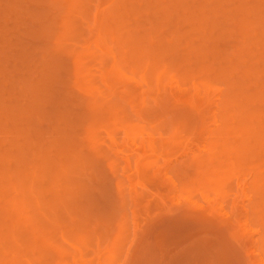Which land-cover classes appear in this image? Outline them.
<instances>
[{"label":"rangeland","instance_id":"obj_1","mask_svg":"<svg viewBox=\"0 0 264 264\" xmlns=\"http://www.w3.org/2000/svg\"><path fill=\"white\" fill-rule=\"evenodd\" d=\"M4 1L5 0L0 1V10L2 7L3 8L6 7L5 10H3V8H2V10L0 11V18H1L0 23L1 22L3 23V24L1 23L2 26H1V24H0V26H1V28H4V29H2L3 31H6V30L7 31L5 34L2 31L4 37L2 38V36H0V40L3 41V39L6 38V34L8 33L7 34L8 35L7 41L10 44H8L7 41L6 42L4 41L5 45H3L4 42L2 43L0 41V43H2L1 47H0V49H1L0 52L1 51L4 52V55L7 56L8 55L7 51L10 50L9 53L11 51L13 52V50L15 49L14 44H16L17 45V46L15 45L16 50L13 52L14 55L11 54L12 53L11 52L10 55L8 56V58L14 57L16 59L17 57H21L20 59H23V56L25 57L26 53H28L26 56V59L28 57H29L28 59H30V56H28V55L31 54L32 50L35 51V52L32 51V52H34L35 57L31 56V57H33L32 61H34V62L27 61L28 59L24 60V62L27 61L26 62L27 65H30V66H27V68H26V64L22 60L17 61L18 58L16 60L14 58H11V60H8V62H7L6 59H8V58L6 57V59H4L5 56L1 55L3 53H0L1 57L4 56L3 58L0 57L1 58V60H0L1 64L0 65H3L4 67H6V69H5L4 67L0 66L2 68V69L0 68L1 71L6 70V72L5 71L0 72L1 73L0 74V93L3 92L4 94L2 93V95L6 96V98L3 99V101L0 98V106L3 103H5L6 105L9 103V105H7V106H5V104H4L5 108L10 106V104L13 108V105H15V103L21 102L23 100L21 103H19L20 105H22L21 106L22 112H23L22 107L24 106L23 105L24 101H26L27 99H30V97H31V96H29V93H27V96H26V92H28V91L26 90V87H23V85H25V86L27 85L25 79L28 82L29 74L31 73L32 77H33L34 73L36 71L38 72V70L41 67L38 65L39 64L42 65V63H43V66H44V64H46V63H44V61L46 60V58H48L49 55L52 58L54 57L53 56L54 54L48 48L49 46H47L48 49H46V47L45 48L43 47V49H46V51H47V52L43 51L44 53H46L47 56H43L45 54L43 52L41 53L42 42L43 41L45 42V38H43L44 32L40 31L41 29H39V28H42L43 26L45 27L44 23H49V19H50V21L56 20L55 22H57L56 24L58 25L57 26L58 28L55 26L56 24L51 25V27L52 26L55 27V28L53 27V29H56L57 34L62 33L64 30L61 29L62 32L57 31V30L58 29L60 30V26L62 25L63 21H66L65 18L67 17V20H68V18L71 17L69 15L74 14L78 10L81 11V13H82L83 9H85V6L86 7L89 6L90 10L88 8L87 9L89 10V12H91V10H92V12L91 13L88 12L89 13L88 17L86 16L87 18H85L83 20H86L87 22H89V20H94L95 18L97 20L99 19L98 21H96V19H95V21L97 23L92 22V26L98 25L99 22L102 23V24H99L100 26L99 25L95 26V28L92 27V29L94 28V31L93 30H91V31H93L94 33L96 32L95 34H92L93 32H91L90 29H89V31H90V33H89V31L87 29L89 27V25H91V24H87L88 25L87 28H86V26L83 27V25L86 22L85 21L81 22L82 18L80 19V22L78 21L79 23L77 22V24H75V25L73 23V27L75 26V29L77 27L80 28L79 33L81 34V36H83V35L85 36V34H86L87 37H85V38H88L91 41V42L90 41L88 42V39L86 40L83 36V38L85 39V42H87L88 46L90 45L88 48L86 46L87 44L83 43L84 39L82 37L75 38V41L69 42L68 39H66L67 41H65V40L62 41V43L68 44V46L65 45L67 47H63L64 45L61 46L62 44L60 45L58 43L61 41L60 39H62V37L59 38L60 34H58L59 40H57L58 38H56V44L58 46L56 44H53V42L51 43V41H48L51 43V44L48 43L50 46L53 45L51 47V49L55 48L54 49L55 51H56V49L57 50L59 49V46L65 48V50H66V48H68L70 50L69 44H71V42L75 43L77 41V39H81L78 41V42L82 41L81 44L76 42L75 48L73 47L74 44H71L72 46H70V47H72V49L74 48L75 50H79L80 49L79 47H81V51L78 52V54L82 52V46H83V50H84V46H86L87 50H84V51H86L88 53V55L91 56L90 52H92L91 51V49H92L94 51L92 54V57L88 56L87 54H86L87 55L86 58L84 57V62L87 60L85 63L86 64L88 63L87 67H86L87 71H85L86 70V69H84L85 67H82L84 69V70L82 69V71H83L82 74H84V71H85V74L82 76L85 77L87 75V73L89 72L88 75H91V76H89L91 79L88 77L87 78L91 82H89V80H85V78L82 80V77L80 75H79L80 77H79L78 81L75 80L74 77L78 73L75 74V76H74L73 75L74 72H72L74 70H71V68L73 69V66H75V68L77 67L78 69L79 68L81 69L80 66L78 67V65L82 64V63H78V61H80L81 59L80 60L77 59L78 61L75 64L76 60L73 59V58H75V56H72L73 54L71 55L69 53L71 51L67 52V50H66V53H68L69 55L67 54L66 57L64 56V58H65L64 61H69V63L67 62V65H66V62H62V63H64L66 66H69V65L71 66V68L69 66L68 69H70L71 72L73 73V74H71L69 72L71 75L74 76V77L70 76L73 79H71V78L69 79L68 78L69 76H67V74H68L67 71H69V70H67L65 72V71H62L61 67H59L61 69V72H60V69L58 71V74H60V77H61V78L59 77L60 80L55 79V77L53 78V76H55L56 73L53 74L52 70L50 71L52 73V76H49L50 72L48 73L49 74L48 75L47 73L44 72V71H46L44 69L42 72V73H44V75L42 74L40 77L43 80V79H45V76L47 75L46 76L47 81H44V80L41 81V79L36 77V75L38 76L41 74L40 70H39L38 73L36 72L35 77L32 78V79H34L33 83L36 82L35 84H40V86H41V84L47 83L44 85V86H46V85H48V82H49L48 77H49V79H50V77H52L51 79H54V83L51 80H50V82H52L54 86L52 85V83H50L49 89L55 88L54 90H56V91L60 87H62L61 85H63L64 82L60 83L61 84L60 85L59 83H56L55 81L58 80L60 82L63 79V77H65V76H66L65 79L67 78V80H73V81H75V83L73 81H71V82L69 81L70 82L69 83L65 80L68 83V86L69 85H71V86L69 87V89H68V86L65 85L67 88L66 87L64 88V86H63L62 89L60 88V90H58V92H55L56 95L54 93V90L51 91V90L47 89L49 92L51 91V93H52V96L49 95L47 97V99L49 97L52 98L54 96L52 98L53 99L52 101H54L53 102L54 104L52 103V101L50 102V99L47 100V99H45V96H43L45 101L47 100V101H49V103H51L50 106H49V103H48V105H47V103L46 104L43 103V105L45 104L46 108L43 109L40 107L41 109L36 108V110H35V108H34L35 105L33 103H32L33 105L31 107H29V105L26 104L29 107V108L27 107L29 109V110H27V111H29V113L25 115V113L21 112L24 116H22V114H20L21 117H23V118H26V117L29 118L28 116L31 117V116L35 115L36 113L37 114L38 113H41V114L48 113V115H46L45 118L43 116H41V117H43L42 119L45 120L46 122H43V124H42L40 121L41 120L40 116L39 117L33 116L34 119L38 118L37 120L40 121L39 122L40 124H37L38 122H35V125L32 127L30 126V124H32L33 122H29L30 124L28 122L23 123V121L25 120L23 118H22L23 120L22 121L20 120V121L22 122L21 126L23 124H25V125L28 124L30 126L31 130H33V129L35 130V131L33 130L34 131L33 135H35V132H38L37 135L40 132V134L42 135L40 137L41 138L43 137L44 140L38 141L39 143L48 142L51 138H52L51 140H54L56 136H59L61 140H66L67 138L63 139V138H65V137H63V133H64L63 131H65V128L67 129V127H65V128H64V126L62 127L63 123H60V122H62L61 117L64 114L66 115V113H68V110L70 112H72L74 115L79 114L81 117V115H84V114L86 115L87 111L89 109L91 112L95 109L97 114L99 112L98 116L97 115L94 116L93 119L91 118L92 119L91 122L90 121H88V122H90L89 125L90 126L92 125L91 126L92 128H93V126H95L94 130H98L95 133V134H98V139H96L97 142L96 141L93 142L95 139L93 141L91 140L92 143L89 141L90 139H88L89 142L84 140L83 137L85 136V134H82L83 137L80 136L81 138H79V140L82 139L84 142L81 140L82 142L80 143V141L78 140V142L76 144H79V145L82 144L83 150H74L72 148L71 151L67 150V149H66V151H64L65 149H64V145H62V143H61L62 141L57 142L56 140H54V142H51V143H53V146H55V147L58 145V143H61V145H62L61 148L58 145L59 148H57V149L55 148L56 150L55 149L53 150V149H50L51 144H50L49 148H48V145L46 147L45 146L46 144H45L44 145L45 148H48L49 150H53V151H49L48 149H44V150H47V152H49L48 154H50V152L59 151L60 155L57 153V155H59V157L55 153V155L58 157V159L61 157V155L64 154L62 152L66 153L67 151L68 152L70 151L69 153H71L73 155L75 153H78L77 158L75 156L70 155L71 159L73 157L74 161L75 160L82 161V159H83L82 157H84L83 160L85 162V165H86V162L88 163V161L91 162L90 163L91 165L93 164V162L95 164L97 163V165H100V164H98L99 161L101 162L105 158L106 162L108 161L107 164H109V166H108L109 170L112 171V169H113V171L110 172L108 170L110 173L109 177H111V178L107 177V178L103 179V176L106 174V171H107V170L104 171V169H106L107 167H103L105 162H104V164H102L103 162H101L102 166L100 165V166L96 167V169H94L95 174H94V172H92L94 175L92 173L89 174V172L91 170H93V168H95V167H93L92 169L91 168L89 169L88 168L90 166L89 163L87 164L88 166H85V168H87L86 170L83 166H82V168H84V169L79 168L81 166H77V165L75 167L73 166L75 169H76V167L79 168V169L77 168L78 170L82 169V170H80V172H83L85 170L86 172H83L84 174L87 173L88 175L96 176L94 178H93V176L91 177L93 180V182H92L88 179L87 174H86L87 176H84V174L83 175L81 173L78 174V171L75 172L77 174H75L74 171L70 173V176L72 173H74L76 175V177H77V175H80V176H78L79 178L77 177L75 182H77L81 186V187L79 186L81 190L83 189L84 185H85V188L88 186L89 190H90L89 186H91L93 189L96 187L93 191L90 190V192L92 191L93 193L91 192L90 194H88V196H91V197H89L91 202L89 201V199L87 198L88 196L84 192L83 193L85 195L83 193H81L82 191H79V193H81V194H79L78 192H76L77 190L75 189V192L78 194L76 195L75 192H74L75 194L72 193V190L74 189V187L76 188V186L78 185L77 183L72 182L73 185H76V186H74V187L72 186L73 189L70 191V193L68 191V193L71 195L73 194V196L75 195L74 196L75 198H77L76 196H78V195L81 196L83 194V196H82L83 199L80 198L81 204L77 207V209H76V207L75 208L70 207L68 209V212H70L72 214H70V213L68 214V212H65V211H67V208H65V205L63 203H66V201L68 203V201L71 197H68L69 194L67 193V191H66L67 195L65 197H64V194L62 195V197L65 199L69 198L66 201L59 198L60 196L59 197L56 196L57 198L61 199L62 204L64 206L61 205L60 201L57 199L58 203L61 206H63V208H65V210H64V212H62L60 209L61 207L59 208L58 206H56V208L58 209L56 212L55 211L56 208L55 209L52 208L56 212L55 215H57V216L56 217L54 216L53 218H51L52 220H50V221H52V223L50 224V222H49L50 225L48 226V228L46 227L47 232L42 233L41 231L40 232L37 231L38 232L37 238H36L37 240H35V241L32 240L33 238H29V237L34 236V235L31 236L34 233L32 230L37 229L36 224L38 223L39 220H37V221H35V220L37 219V217L39 218V216H37L35 218L34 215H32V212L34 210H32L31 208L24 209V208L28 207L31 203L28 204V206H25L24 203H22L24 206L23 211L18 206L20 208V210L22 211V213L25 211L27 214L26 216L29 215L28 217H26L25 212L23 213L24 217L27 218L24 221H22L24 217H22V219H20L22 213H20V215H18V217H19L18 219H17V215H14V214H10V218H9V215L6 214V216H8V217L5 218L4 213L5 212L7 213L8 211H5V210L3 211L2 209L7 208V206H8L7 205L8 204L7 199L9 200L10 194L12 196V193H11L12 189L10 187H7L6 189L4 188L6 190V191L4 190V192H3V189L2 190L0 189V191L3 192V194H0V208H1L0 211L4 212V213L0 212V218L2 216V219H3V216H4L3 222L2 221L0 222V224L2 226L4 225L3 229H2V227H0V255H1V252L3 250V252H2L3 254L1 256H3L4 262L2 260H0V264L1 263L2 264H14L15 262H17L16 264H19L21 261H22V264H25L26 263L25 260L28 258L31 259V256L33 257L34 261L37 262V263L34 262L35 264H97L98 262H100V264H264V45H263V43H264L263 42L264 41V33H263L264 32V30H263L264 26H262L264 23V0H241V2H240V0L239 1L238 0H227L226 2H228V5L226 4L225 0H218V1L217 0L216 1L215 0H208V1L206 0L207 2L202 1V0H192V1L191 0H180V1L179 0H132L134 3L131 2V0H125V3L122 2V0L121 1L120 0H110V1L109 0H102V3L99 0H94L93 2H91V0H87L88 2L86 0H83V1L80 0L79 2H84V3H81V4H83L82 6L79 5L78 10H77V8H78L77 4H76L77 6L76 5L73 6V4H71V2L73 0L72 1L69 0L70 2H68V0H67V6L66 7L64 6L66 8V10L68 8L72 12L75 11V9H76V11L74 13H69V14L67 13L69 17L67 15H66V17L63 16V17H65V18H63L65 20H58L60 17L58 18L57 15H60L61 11H59V13L56 15L57 19L55 18V16H53L54 14H56L58 12L57 9L62 10V8L56 9L55 8L56 4L54 5V3H53L54 8H52L53 5H52V3L51 4L49 3L50 0L48 2L46 0H37V1L36 0H27L28 2H30L28 4H27V1H24V0H15L19 3L21 1L23 3L22 6H21V4L19 5V3L15 2L14 0H11L10 2H8V0L6 2H4ZM58 1L55 0V3H59ZM155 1L157 2V4ZM25 2H26V5L23 6L25 4ZM38 2H39V4L34 6L33 3L37 4ZM51 2H53V1H51ZM65 2H63V5H65ZM75 2H76V0H75ZM120 2H121V4L123 3V5L125 4L124 7L126 9H130V10L132 9V11L127 10V12H126V9L124 7H122ZM222 2H225V4H223ZM86 3H88L90 5H88ZM160 3H161V5H160ZM17 4H18V6H17ZM95 4H97L99 6V8L96 6L97 9L99 10V12H97L95 6L93 7V5H95ZM138 4H139V6H138ZM173 4H176V6L178 5L177 8ZM244 4L246 5L245 7L243 6ZM39 5H41V6H39ZM49 5L51 6V8L49 7ZM111 5H113V6H111ZM115 5L119 6L118 11L120 10V6H121V10L119 11L120 13L118 15L119 16L121 15L123 20L125 19L124 20V23H125L124 26H126L125 27L126 30H124V32H123L121 27L120 28L118 27V30L115 29V28H117V26L115 25L117 23V21L115 19H117L118 21L120 20L118 15H117V17L114 18L113 14L111 13V11L116 10V9H114V7H117ZM162 5H164L166 7L164 8V6H162ZM218 5H219V7H218ZM239 5H242V6H239ZM28 6H29V8H27V9L23 8V7H28ZM47 6H48V8H47ZM56 6H58V5H56ZM132 6H133V8H132ZM215 6H217V7L215 8ZM75 7H77V8H75ZM82 7H84V8H82ZM100 7H103V8L101 9ZM112 7H113V10H112ZM155 7H156V10H155ZM171 7L172 8L175 7V8H173L174 11L176 10L179 12H176V11L174 12L173 9H171ZM238 7H239V9H238ZM8 8L11 10L9 11ZM31 8H32L31 12H33V14H35L37 16V13H38V15L40 14V17L43 18L42 21L45 19L46 20L43 23L40 20L37 21V22H41V24H43V25H41V27L39 26L40 24H38V25L35 23L33 24V27L34 26H35V28L37 27V32L35 31V28H34V31H35V35H33L34 39H32L33 37H32V35H30L31 41H27V40H30V37H28V35L30 34L29 30H30V26L32 25L31 22H34L33 18H35V16L32 15V13H30ZM65 8H64V10H65ZM81 8H82V10H81ZM92 8H94V9H92ZM12 9L13 10L16 9L18 13L16 12V10L14 12H12ZM20 9H21V11H23L22 12L23 16L25 15L24 18H22L23 16H21V11H19ZM133 9L136 11H134ZM93 10L94 11L96 10V14L99 13L98 15H96V16H99V18H97V17H95V18L93 17L94 19L92 18L93 15L91 16V14L94 13ZM221 10H222V12H221ZM79 11H78V14H79ZM100 11L102 14L100 13ZM121 11H123L122 12L123 15L121 14ZM128 11H130V12H128ZM53 12H56V13H53ZM124 12H126V13L124 14ZM14 13H17L20 15L16 14V17H15ZM45 13H46V15H45ZM81 13H80V15H76V18H77V16L81 17L82 16ZM131 13H132V15H130ZM47 14H49V15H47ZM100 14H101V16H100ZM8 16H9V18H8ZM17 16H19V19H15V18H18ZM94 16H95V14H94ZM189 16H191V17H189ZM31 17H33V18H31ZM51 17L54 19L51 20ZM61 17H62V15H61ZM89 17H90V19H89ZM194 17L196 19H194ZM197 17H199L200 22H199ZM21 18H22V20H24V22L22 20L20 21ZM37 18H36V20H38ZM72 19L73 18H70L71 21H72ZM77 19H79V18H77ZM75 20L76 19H74L73 21H75ZM60 21H62V22L60 23ZM190 21H192V22H190ZM243 21H245V22H243ZM13 22H14V24H13ZM25 22H27V23H25ZM28 22H30L29 24H31V25H28ZM120 22H121V20H120ZM184 22L186 23V25L190 24V25H188L189 27L185 26ZM9 23H10V25H9ZM67 23H68L67 25H70L69 22H67ZM93 23H95V24L93 25ZM200 23H203L204 26L201 27L202 24L200 25ZM241 23H243V25ZM52 24H54V23H52ZM251 24H253L254 26H255V24H257V27L253 28L254 26ZM162 25L165 28V30H162V29H164V28H161ZM199 25H200V27H199ZM247 25H249V26L251 25L252 27L251 26L249 27ZM258 25L260 27H258ZM119 26H122V25H119ZM124 26H122L123 29H124ZM44 27L42 30H44L48 26H46L45 28ZM65 27H66V25H65ZM99 27H101L100 28L102 30L101 33H98L99 31H96L97 29H99ZM194 27L196 29H194ZM67 28L70 29L69 26H67ZM67 28H66V30L68 31ZM200 28H203L202 30H204V31H200ZM247 28H249V30H248L249 33L246 30ZM120 29L122 30L121 32H119ZM191 29H193V31ZM223 29H225L224 31L226 33L221 32V31H223ZM226 29L229 30V32H228L229 34L227 33ZM257 29H258V31H257ZM38 30H39L40 34H41V32L43 33V36L42 37L39 36V37L44 39V40L38 39V37H37V39H35L36 36H38V35H36L38 33ZM47 30H48V28H47ZM50 30H52V29H49V31H48L49 33H50ZM76 30H78V29H76ZM198 30H199V33H198ZM239 30H241L240 32L243 31L242 34L239 32ZM253 30H255V31H253ZM18 31H20L21 33L24 32L23 33L24 35H25V31H26V36H24L23 34H22L23 36L19 35L20 32L16 33ZM127 31L129 33V36L127 34ZM160 31H161V33H160ZM163 31H164V34H163ZM188 31H190L193 35H191V33ZM12 32H13V34H12ZM246 32H247V34H246ZM124 33H125V35H127L130 38L125 36ZM171 33H173L175 35V37ZM255 33H256V36H255ZM57 34H55V36ZM69 34H70V32H68V35ZM80 34H77V36L78 35L80 36ZM97 34H99V35L103 34L102 35L103 39L99 38V35H97ZM161 34H163V35H161ZM194 34L196 35V37H194L195 39L193 40ZM199 34H201V36ZM243 34H246V35H243ZM51 35H54V34L52 33ZM167 35H169V36L173 35V37L170 36V39L177 38V39H175L176 42L173 39L171 41H173L174 44L173 43L170 44V42L169 43L166 42V40L169 39V36H167ZM65 36H66V34H65ZM166 36L168 37V39ZM164 37H166V39ZM223 37H224V39H221ZM50 38H47V39H50ZM64 38H67V37H63V39ZM97 38L102 40L101 43L99 42V40L97 42ZM149 38L151 40L153 38H157L156 41H158V42L157 43H156V41H155V43L152 42L154 39L152 41H149L150 40ZM161 38H162V40H161ZM216 38L218 40H216ZM21 39H23V40L21 41ZM127 39H129V40L127 41ZM133 39L136 42L138 40V44L136 42H134ZM159 39L161 40V42L163 44L165 43V45H163L161 42H159L160 41ZM208 39H211V40L209 41ZM213 39L215 40V42ZM34 40H36V41L34 42ZM39 40H40V42H37ZM131 40L133 41V43L131 42ZM188 40H189V42H188ZM140 41H142V42H140ZM148 41H149V43H148ZM168 41H170V40H168ZM178 41H179V43H178ZM216 41L219 42L218 45H217ZM13 42H14V44H13ZM54 42H55V39H54ZM65 42H67V43H65ZM24 43L26 45L23 46L22 44H24ZM128 43H129V47H128ZM175 43L178 44L179 46L176 45ZM199 43H201V44H199ZM6 44H8V46H6ZM78 44L82 45V46H78ZM133 44H134V46H133ZM203 44L205 47L202 46ZM219 44H220V46H219ZM20 45H22V47ZM139 45H141V46L139 47ZM187 45H189V46H187ZM9 46H10V48H8ZM25 46H27V47L25 48ZM172 46H174V48ZM17 47L19 49L22 48V54L19 52L21 50L17 49ZM31 47H33V49ZM39 47H41V48H39ZM206 47L208 48V50ZM218 47L220 50L217 49ZM37 48H38V51H40V52L37 51ZM63 48H61L60 50L62 51ZM89 48H91V49L89 50ZM126 48H127V50H126ZM191 48H193V49H191ZM199 48L201 49V51H198V50H200ZM133 49L135 50V52ZM175 49H178V50H175ZM196 49H197V51L195 52ZM125 50H126V53H128V51H129V53L126 54ZM136 50L138 51V53ZM147 50H148V52H147ZM202 50L205 52V54L203 53ZM64 51L62 53H65ZM84 51H83V53L85 54ZM211 51L213 52V54ZM220 51L221 52L223 51L224 53L223 52L221 53ZM227 51H230V52L227 53ZM59 52H58V54H59ZM76 52L77 51H75V55H76ZM109 52L111 54H109ZM164 52H165V54H164ZM49 53H51V54H49ZM140 53H143V55ZM147 53H149V54L146 55ZM225 53H227V54H225ZM55 54H56V52H55ZM101 54L102 55L105 54V55L101 56ZM139 54H140V57H139ZM215 54L216 55L221 54V56L216 57ZM36 55H37V57H36ZM41 55L43 56V58L45 60H43V58H41ZM109 55H111V56L109 57ZM112 55H114L115 58ZM50 56L48 58V61H49V59H50V61H52ZM61 56L59 55V57H61ZM79 56H80V54L78 55L77 58H79ZM144 56H149V57H144ZM208 56H209V58H208ZM55 57H56V55H55ZM81 57H83V56H80V58ZM106 57H107V59H106ZM37 58H39V59L41 58V59L38 60ZM108 58H110L109 59L110 62H109ZM60 59H62V57ZM111 59L113 61L115 60L116 63L119 65L114 63L115 61L112 63ZM204 59H206V60H204ZM5 60H6V62H5ZM14 60L17 62H15ZM145 60H147V61H145ZM161 60H162V62H161ZM21 61L25 64V65L22 64V65H24L22 67H21V63H22ZM178 61H180V62H178ZM209 61H211V62H209ZM11 62H13V63H11ZM28 62L35 63L37 65L35 68L36 71L33 70V73H32L31 69L34 68L35 64H28ZM37 62L38 63L40 62V63L37 64ZM55 62H57V61H55ZM71 62H73L74 65L70 64ZM105 62L107 64H105ZM6 63H7V66H6ZM49 63H48V65H49ZM240 63H242V64H240ZM55 64H57V63H55ZM60 64H61V62H60ZM64 64L63 65L61 64V66H63L65 68L66 66H64ZM110 64H111V66H110ZM114 64H115V66H114ZM51 66H53V65H51ZM107 66H108V68H107ZM233 66L235 67V70H232V69H234ZM236 66H237V68H236ZM114 67H115V71H114ZM121 67L125 68V70H124L125 72L123 71V68L119 72ZM231 67H233V68H231ZM16 69H18V71ZM55 69H57V68H55ZM55 69H53L54 72H55ZM66 69L67 68H65L64 70H66ZM105 70H107L106 74H105ZM220 70H222V71H220ZM16 71L18 73L15 74ZM23 71H24V73H22ZM41 71H42V69H41ZM101 72L103 74H105V76L107 75V78L109 79V80H107V82L104 81L105 78H104V80H103V78H101V77H104V76H102ZM220 72H222L223 74ZM21 73H22V75H21ZM157 73H159V74L162 73L160 75V80H158L159 78L158 79L156 78L158 76ZM70 74H68V75H70ZM156 74H157V76H156ZM12 76H14V77H12ZM4 77H5V79L7 77L8 80L7 79L4 80ZM9 78H10V80L12 79L14 82L11 80L13 82V83H11L9 81ZM29 78H30V76H29ZM14 79H17L16 82ZM36 79L40 80L41 82L36 80ZM155 79H157L160 82L156 83L157 81ZM84 80H85V82H84ZM21 81H23V83ZM76 82H77V84H76ZM67 83H65V84H67ZM71 83L73 85H75L74 89H72ZM88 84H90V86ZM156 84H158V85L156 86ZM31 85H32V83H31ZM58 85H60V87ZM77 85H79V87L84 86L85 88H87L89 86L88 90L90 89L89 92L91 94L90 93L88 94V91L86 89L85 90L81 89V90H84L85 92L87 91L86 93L83 94L81 92V90H79ZM18 86L20 87V89L18 88ZM95 86H96V91L94 90ZM13 87H14V89H12ZM21 87H22V89H21ZM32 87H34V86H32ZM23 88L26 90L25 96L22 94L24 92ZM42 88L40 87V90ZM44 89H46V88H44ZM40 90H38V93L40 92ZM18 91H20V92L22 91V93H20ZM42 91H43V89H42ZM59 91H61V93H59ZM63 91H65L66 93H68V92L69 93L64 96L63 94H66V93ZM78 91H79L80 95H85V94H87V95L84 96V98L79 97V94H77ZM98 91L100 92V94ZM13 92L15 94H13ZM32 92L30 91V93H32ZM45 92H47V91H44L43 93L40 92L39 95L40 94L47 95V93L44 94ZM49 92H48V94H49ZM62 92H63V94H62ZM6 93H8V94L6 95ZM242 93H243V95L245 94L244 98H246V99H244L242 97L243 96ZM71 94L73 96V99H71V97H72V96H70ZM76 94L78 95L77 96L78 98H76L77 99L76 101L78 103H76V101H73L75 99L74 95H76ZM33 95H34V92H33ZM88 95L93 96V99H92V97L89 98ZM100 95L103 97L101 98ZM23 96L27 97V99L26 98H25V100L22 99L21 97H23ZM94 96L95 97L97 96L96 97L98 99L97 104H94V102H96V98ZM17 97L20 98V99H18L19 101L17 100ZM65 97H68V99L70 98L71 100L69 99V101H67V100L65 101V99H66ZM2 98H4V97H2ZM63 98H64V101H62ZM79 98H80V100H85V105L87 104V106L84 107V105H83L84 102H83V104H82L83 106H81L82 108L79 107L80 106L79 105L80 100L78 101ZM4 100H6V101L4 102ZM8 100H11L12 102L11 101L8 102ZM57 100H59L60 102L62 101V103L66 102V105L64 103L63 106L62 105L58 106V104H56V103H59V104H61V103L58 102ZM87 100L89 102H91V105H90V103H87L88 102ZM14 101H15V103H14ZM32 101H33V98H32ZM139 101H140V103H139ZM26 102H29V101H26ZM108 102L109 103L111 102L114 105V106L112 105V108L114 107L113 109L110 108L108 110V112L111 111V109L113 111V112L111 111L112 116H110V117H109V115H111L110 112H109L110 113L109 115L105 113L106 107H107L106 104H108ZM39 103H41V101ZM28 104H30V103H28ZM77 104H78V106H76ZM51 105H52V108H49V107H51ZM115 106H117V107L120 106L122 108H118L120 110H118V109L116 110ZM77 107H79V108H77ZM12 108L10 107V109H12ZM24 108H25L24 110L26 111V109H27L26 106H24ZM1 109H3V108H1ZM8 109H5V110H8ZM10 109H9V111H11ZM15 109L16 108H14V110ZM122 109H123V112L121 111ZM17 110L18 109H16V111ZM30 110L33 112H31ZM27 111H26V113H27ZM58 111L59 112L61 111V113H63V112L64 113L61 114ZM0 112H1V110H0ZM3 112L5 113V111H3ZM12 112H13V110H12ZM12 112H10V113H12ZM91 112H90V116H92ZM102 112H104L106 115ZM6 113L10 114L8 112H6ZM6 113H5V115H6ZM17 113H19V111L14 113V114L16 115ZM32 113H34V114L30 115ZM55 113H56V115H54ZM100 113H102V114H100ZM92 114H94V113L92 112ZM2 115L5 116L4 114H2ZM90 116H88V117L90 118ZM0 117H2V116H0ZM9 117L10 116L7 117V115H6L5 118L2 117V119H0V123H3V124H0V126L2 125V127H4V125H5L6 127H8L7 128L8 132H9V127L11 130V128L14 127L12 124L14 122L17 123L16 118H15L16 121H14V120L10 119L11 117L10 118ZM15 117H17V116H15ZM57 117L59 118L60 121H57V119H58ZM12 118H14V117H12ZM68 118H70V117H68ZM73 118H75L76 120L73 119L74 122H73V120L72 121L70 120L71 123L72 124L77 123L79 125L78 128L76 125L77 129L72 125L74 127L73 128L74 132H76V134H78V135H80L79 133L87 132L85 129L86 127L84 126V125H86V123L83 121H79L80 118L78 116H77V118L75 116ZM84 118H85V116H84ZM84 118L82 117L81 119L84 120ZM63 121H64V119H63ZM64 123H65V121H64ZM81 123L84 125H81ZM25 125L23 126V128H24L23 131L24 130L26 131V129H29V126L25 127ZM39 125H41V126H39ZM58 125L61 126L62 128L59 127ZM21 126H18V127H21ZM15 127H16V125H15ZM18 127H16V128H18ZM71 129H70V132H71ZM84 129H85V131H83ZM31 130H29L30 133H32ZM57 130H58V132L61 131L62 134H60V132L57 134V132H56ZM13 131L14 130L12 129L11 133H8V132H4V130L2 131V128H1V132H3L4 137H5V135L8 137L9 136L12 137L11 135H13L12 134ZM45 131L47 132V134H45L46 133ZM91 131L92 130H90V132ZM15 132L18 133L19 132L18 129L15 130ZM55 132H56V134H55ZM0 134H1L0 136H3L2 133H0ZM7 134H9V135H7ZM27 134H28V132H27ZM27 134L25 133V135H27ZM15 135H17V134H15ZM21 135H24V134L22 133ZM30 136H32V135H30ZM44 136H46V138H44ZM76 136L77 135H75V137ZM4 137H2V138L0 137L1 140L3 141L2 142L0 140V144H1L0 145V151H2V148L3 149L7 148L6 150L9 149L8 148L9 145L7 143V140H9V139H8V137H6L7 139L5 140ZM14 137H16V136H13L12 138H14ZM19 137H16V139ZM21 137L23 138L22 140H24V136H21ZM26 137L28 139L30 138L28 136H25V140H26ZM68 137H69V135H68ZM93 138L94 137H92L91 139H93ZM19 139H17V140H19ZM33 139H34V137L32 136V139H29V140H31V142H33ZM35 140L36 141H34V142H37V140H38L37 137L35 138ZM58 141H60V140H58ZM20 142L21 143H19V144H21V146L24 143H26L25 141L22 142L21 139H20ZM31 142L29 141L26 145L29 144L28 146H30ZM68 142H69V140H68ZM16 143H17V141H16ZM39 143H36L34 145H37ZM65 143H67V141ZM47 144H49V143H47ZM70 144H72V143L70 142ZM74 144L75 143L73 142V145ZM149 144H151L150 146L154 145L155 146L154 149H156V150H153V152L152 151L148 152L147 146ZM1 146H3V147H1ZM23 146H25V145H23ZM44 146H42V147L44 148ZM74 146H77V145H74ZM30 147H33L34 151H32L33 155L32 154L31 155L34 157V155H35L34 153H36L38 149L36 146H35L36 148L34 146H30ZM30 147H29V149H30ZM67 147H68V144H67ZM71 147H69V148H71ZM10 148L13 149L12 145ZM149 148H151V147H149ZM14 149H13V151H14ZM39 149H41V147ZM60 149H62V151ZM44 150H43V152H44ZM24 151H25V149H24ZM24 151H23V153H24ZM80 151H82V152H80ZM8 152H9V150H8ZM17 152L21 154L20 150ZM237 152H238V157H239V155H242V159L237 157V154H236ZM0 153L2 154V152H0ZM15 153H16V151H15ZM15 153H13V154H15ZM26 153H27V150H26ZM80 153H81L82 157H80L81 156ZM85 153L86 154L90 153V154L88 156ZM36 154L38 155V159H40L41 158V157H39L40 154H38V152ZM16 155H18V154H16ZM16 155L12 156L11 158L15 157L18 159V156L16 157ZM53 155L50 154L51 158H53L55 160L57 157L56 156L52 157ZM2 156H3V154H2ZM2 156L0 158H2ZM25 156L27 157V154H25L24 156L22 155L23 158H21L20 160L18 159V160L21 161L22 159H24ZM46 156H47V153H46ZM66 156L67 155L65 154V157ZM85 156H87L88 158H86ZM101 156H103L104 158ZM35 157H34V160L37 159V157H36V159H35ZM94 157H95V159H94ZM97 157H98V160L100 158H102V159L99 161H95V160H97ZM138 157H139V160H138ZM44 158L45 157H43V159H42L43 161L45 160ZM8 159H7V161L10 160V159L9 160ZM29 159H30V157H29ZM46 159H48V161H49L50 158H46ZM63 159L65 160L66 158H62V160ZM67 159H69V157ZM18 160H16V161H18ZM32 160H33V158H32ZM105 160H103V161H105ZM22 161L25 162V164H26L28 159H27V161H25V160H22ZM51 161H49V162H51ZM57 161L60 162L61 160H57ZM68 161L69 160L64 161V162H68ZM15 162H14V164H15ZM23 162H22V165L24 164ZM42 162H40V161L38 162L40 166L43 165ZM2 163H3V165H5L3 161H2ZM9 163H11V161ZM9 163H6V164L8 165ZM31 163L34 165V163H37V162L35 161V162H31ZM40 163H42V164H40ZM56 163L57 162H54L55 165H57ZM70 163H71V160H70ZM72 163H75V162H72ZM76 163L79 164L80 162L79 163L76 162ZM28 164H26V165H28ZM45 164H46V162H45ZM52 164L49 163V164H46V166H48V165L52 166ZM58 164L60 165V163H58ZM82 164H83V162H82ZM18 165H21V163H19ZM33 165H31V166H33ZM67 165H65V166H67ZM69 165H71V164H69ZM0 166H2V165H0ZM10 166L11 167L13 166L12 163L10 165H8L9 171L11 173L12 171L10 170V168H11ZM51 166H48V167H51ZM93 166H94V164H93ZM36 167H37L36 169H33L34 173H31V171H30L29 174H31V175L35 174L37 169L41 168L38 166V164ZM56 167L52 166V169L49 172H51L53 170V168L55 169ZM61 167L63 168V166H61ZM14 168H16V167L14 166ZM14 168L12 167V170ZM17 168H18V166H17ZM26 168H28V166H26ZM26 168H25V170L27 171ZM30 168L32 169V167H30ZM46 168H44V169L46 170ZM2 169L4 170V167ZM58 169L60 170V167ZM63 169L68 170L69 167L67 169H65V168H63ZM7 170L5 168V171L7 172V174H9ZM21 170H22V168H21ZM64 170H63V172H64ZM26 171L24 173H27ZM43 171H41V172H43ZM17 172H18V170H17ZM19 172H20V168H19ZM60 172L62 174V171H60ZM104 172H105V174H103ZM18 173H15V174H18ZM21 173L22 172H20V174ZM53 173H56V172H53ZM68 173L69 172H67V174ZM11 175H12V173H11ZM11 175L9 174L10 178H11ZM51 175H53V174H51ZM62 175H61V177H62ZM65 175H66V173H65ZM75 175H72V176H75ZM106 175L108 176V172ZM106 175L104 177H106ZM39 176L41 177V173L37 177H39ZM45 176H47V175H45ZM59 176H60V174H59ZM15 177H16V175H15ZM26 177L28 178L29 176L27 175ZM40 177H39V179H40ZM55 177L56 176H54V178ZM1 178H0V181H2L5 177L4 178L1 177ZM8 178H5V179H8ZM27 178H26V180H27ZM48 178L51 179L50 176ZM112 178H113V180H112ZM33 179H35V181L37 182L38 178L33 177ZM39 179H38V181H39ZM49 179H48V181H49ZM64 179H65V177H64ZM64 179L62 178V180H64ZM74 179L75 178L73 177V180ZM102 179L105 181H103ZM110 179L112 181H114L113 182L114 184L112 183L113 185L110 184L111 187L108 186L109 187L108 190L110 192L107 190L104 192H101V190H100L101 189L100 187H102L101 181H103L104 183H107L108 180H110ZM14 180H16V179L14 178ZM14 180H11V181L14 182ZM41 180H42L41 182H43V179H41ZM62 180L59 179L58 181H60V182H57V184L58 183L61 184ZM30 181H33V180L30 179ZM50 181L53 182L52 179ZM56 181H57V179H56ZM2 182H0L1 187L5 183V181H4V183H2ZM34 182H31V183L34 184ZM63 182H65V181H63ZM68 182H69V180H68ZM68 182H66V184ZM9 183L10 182H8V184ZM27 183H29V180L25 183V185ZM31 183H30L29 188H31V186H33ZM39 183L40 182H38V184ZM110 183H111V181H110ZM35 184L33 187H35ZM38 184H36V185H38ZM45 184L47 185V182L46 183L43 182V184H42V185H44V188L46 186ZM69 184H71V181L69 182ZM81 184H84V185L82 186ZM11 185H12V182H11ZM53 185L54 184L49 185V187L53 186ZM64 185H65V183H64ZM102 185H103V183H102ZM107 185H104L105 189H107V187H105ZM13 186H14V184H13ZM26 186H28V185H26ZM61 186H62V184L58 187L60 188ZM68 186L66 185V187L70 189L71 187H68ZM13 188L15 189L16 187L14 186ZM37 188H39L38 191H41L38 193H41L44 196V193H42L44 188L42 189L41 185L36 187V190H37ZM59 188H58V190H59ZM104 188H102V189H104ZM52 189L53 188H51V190ZM61 189H63V188H61ZM96 189H97V191H96ZM34 190H35V188H34ZM58 190H57L56 194H58ZM89 190H88V192H89ZM84 191H86V189ZM18 192H16V190H14L13 193L17 194ZM88 192H86V193H88ZM106 192H108V193H106ZM47 193L51 194L52 192L47 191ZM61 193H62V190H61ZM63 193H64V191H63ZM50 194H48L49 198H50ZM92 194L94 196H92ZM39 197L41 198V196H39ZM52 197H55V195ZM119 197H121V198H119ZM17 198L18 197H16L15 201L17 200ZM19 198H20V195H19ZM73 198H71V199L74 200L75 198L74 199ZM54 200H56V199H54ZM82 200L84 201L83 203H82ZM111 200H113V201H111ZM78 201H74V203H76V206L79 204ZM110 201H111V204L109 203ZM117 201H120V203L118 205V207H120V204H121L120 208L117 207V204H118ZM18 203H19V201H18ZM40 203L43 206L42 208H44V206H47L43 203L42 200L40 201ZM69 203H70V201H69ZM90 203L95 204L96 207L94 205H91ZM53 204H55V203H53ZM9 205L11 206L10 203H9ZM71 205H69V206H71ZM87 205H89L90 208L92 207L91 210ZM10 206H8V208L6 210L11 209L13 207L12 206L10 208ZM33 206L35 207L36 205H33ZM111 209H113V211ZM18 210L19 209H17L16 211H18ZM20 210L18 212H20ZM35 210H38V209H35ZM49 211L52 214L54 213V211L53 212L51 210H49ZM94 211H95V213H94ZM110 212H111L112 216L114 214V217H112V219L113 218H114V220L116 219V222L114 223L115 224L114 225L112 223V221H109V220H111V218L110 219L108 218L109 219L108 221H109V223L112 224V226L109 225L110 227L107 226L108 227L107 228L105 225V223L108 222L107 219L105 218L107 222L103 221L104 223H101L102 221L100 222V218H102L101 220H104L103 216L105 217V214L106 213L110 214ZM121 212H122V215L120 214ZM13 213H14V209H13ZM16 214H17V212H16ZM47 214H49V213L47 212ZM97 214H98V216H96ZM40 215H42V213H40ZM91 215H93V217ZM101 215H103V216H101ZM106 216L108 217L107 214H106ZM97 217H99V221H98ZM13 218L14 219L16 218L17 220H14ZM93 218L95 221L93 220ZM41 219H43V218L41 217ZM11 220L16 221V223H17V221L18 222L21 221L18 224H21L23 222V224H21L22 226L20 228L26 227V228H24V233H26V234H23V235H25V237L28 236V237H26L28 239H25L26 241L24 240L25 237H21V239H23L26 243L25 242L22 243L23 240L20 241L19 238L17 239L16 236H14L15 232H13L14 231L12 228L13 225H12V227L10 226L11 224H14V223ZM46 220H47V218H46ZM96 220L98 221V226H97ZM41 221H43V220H41ZM93 222H94V224H93ZM95 222H96V225H95ZM7 223H9L10 225ZM42 223L43 222H41V224ZM5 224L9 225L10 228H8ZM38 224H40V223H38ZM46 224H48V223H46ZM34 225H35V227H34ZM52 225L54 226L53 227L54 229L52 228ZM5 226L8 229L5 228ZM94 226H96V227H94ZM30 228H31V231L33 233L29 232ZM34 228H36V229H34ZM1 229H2V231H1ZM45 229H43L42 231H44ZM51 230H52V232H49ZM116 230H117V232H119L117 235H116ZM30 233H31V235H29ZM80 234H81V236H80ZM107 234H109V235H107ZM114 234H115V236H114ZM44 235L48 236L47 240L50 237L52 238V240L49 239L47 241L46 237H44ZM17 237H19V235H17ZM112 238H116V239L114 241H112ZM43 239H44V242L42 243ZM96 239H98V241H99V243H97V244H96ZM11 242H13V243H11ZM10 243L13 245H10ZM20 243L23 245H21ZM16 245H17L18 249H20V252L11 251V252H13V254L7 253V251H9V250H15V249L18 250L17 248H15ZM40 245H42V247H39ZM47 246H49L50 248ZM98 246H99V248H97ZM51 247L54 248L53 249L54 251H52ZM55 247L58 250H56ZM34 248L37 250V251H35L34 255H31V253L26 254L27 252H30V250L32 251V249H34ZM47 248H49V249H47ZM24 249L26 252H24ZM40 249L44 250V252L47 253L46 257L44 256L45 253L43 254V252ZM77 249H80V250L77 251ZM34 250L32 252H34ZM50 250L52 253L50 252ZM4 251L6 252L5 255H8V257L6 256L7 259L4 256ZM38 251H41L42 253L39 252L40 254L38 253L36 255V252H38ZM65 253H66V255H65ZM12 255H13L12 259H13L14 263L10 262V261H12V259L10 260V257ZM60 256H62V257H60ZM109 256L113 257L112 261H109ZM44 257H45V259H44ZM0 259H2V257H0ZM4 259H6V260H4ZM40 259H41V261H40ZM5 261L8 263H6Z\"/></svg>","mask_w":264,"mask_h":264},{"label":"bare ground","instance_id":"obj_2","mask_svg":"<svg viewBox=\"0 0 264 264\" xmlns=\"http://www.w3.org/2000/svg\"><path fill=\"white\" fill-rule=\"evenodd\" d=\"M0 1H1V0H0ZM6 1H7V0H5L4 2H6ZM10 1H11V0H8V2H10ZM14 1H15V0H14ZM24 1H27V0H24ZM36 1H37V0H36ZM46 1L48 2L49 0H46ZM51 1H53V2H51ZM56 1H58V0H56ZM62 1H63V2L66 1V2H65V5H63V2H62ZM70 1H72V0H70ZM70 1L68 0V2H70ZM79 1H80V0H76V2H75V0H73V1L71 2V4H73V6H75L76 4L78 5V6L76 5L78 8L75 7V8H77V10L79 9V5L82 6L83 4H81V3H84V2H79ZM81 1H83V0H81ZM86 1H87V0H86ZM86 1H85V2H86ZM93 1H94V0H91V2H93ZM99 1H101V3H102V0H99ZM109 1H110V0H109ZM120 1H121V0H120ZM179 1H180V0H179ZM191 1H192V0H191ZM202 1H206V0H202ZM207 1H208V0H207ZM207 1H206V2H207ZM215 1H216V0H215ZM217 1H218V0H217ZM226 1H227V0H225V2H226ZM238 1H239V0H238ZM15 2H17V1H15ZM34 2H35V1H34ZM58 2H59V3H55V0H50V1H49L50 4L52 3V5H53V3H54V5H55V4L58 5V6L55 5V8H56V9H57V8H62L63 11H62L61 9H60V10L57 9L58 12L55 10L57 13H56V12H53V13H56V14H54L53 16H55L56 19H57V16H58V18L60 17L58 20H65V19H66V21H63L62 25L60 26V30H59V29L57 30V31L62 32V31H61V29H62V30H64V31H63L62 33H58V34H60V36H59V35L57 34V32H56V29H53L54 26L51 27V25H55V24L57 23V22H55L56 20H54V21L52 20V19H54V18H52L53 16L51 17V20H52V21H50V19H49V23H50V24H49V23H44V24H45V27L48 26V27H47L48 30H47V28H45L44 26H43V27L45 28L44 30H42L43 27H42V28H39V29H41L40 31L44 32V37H43V38H45V42H44V41H43V42L41 41V42H42V46H41V47H42V50H41V53H42L43 51H46V49L49 48L50 51L54 54V55L52 54L54 57L52 58V57L49 55V56L51 57V60H52V61H50V59H49V61H48L49 56H48V58H46V60H45V59L43 58V56H47V55H46V53L43 52L45 55H43V56L41 55V58H43V60H45L44 63H46V64H44V66H45L46 68L43 66V63H42V65H40V64H39L40 62H39V63L37 62V64H39L38 66H41L40 69H39L41 74L38 75V76L36 75V77L39 78V79H41V81H43V80H44V81H47V77H46L47 75L45 76V79H46V80H45V79L42 80V78L40 77L42 74L44 75V73H42V72H43V70L45 69L46 71H44V72L47 73V74L52 70V71H53L52 73H53V74L56 73V75L58 76V77H57V76L55 75V76H53V78L55 77V79L60 80V79H59L60 74H58V71H59V69H60L59 67H61L62 71H65V72H66L67 70H69V71H67L68 74H70V73L73 74L72 72H74L73 75L75 76V74L78 73L75 77H74L73 75H71V74H70V75L67 74V76H69V77H68L69 79H70V78L73 79L72 77H70V76H73V77L75 78V80L78 81L79 77L81 76V77H82V80H83L84 78H85V80H89L88 78H90L89 76H91V75H88L89 72L87 73V75H86L85 77L82 76V75H84V74H85V71H87L86 67H87V64H88V63H87V64L85 63V62L87 61L86 59H85L86 61L84 62V57L86 58V56L88 55V53H87L86 51H84V50H87V49H86V46H87V48H88L90 45L88 46L87 42H85V39H86V40L88 39V38H85V37H87L86 34H85V36L83 35L84 38H85V39H84L83 36H81V34L79 33V32H80V30H79L80 28L77 27L76 29H78V30H76V29H75V26L73 27V23H74V25L77 24V22H78V21L80 22V19L82 18V21H81V22H83V21L86 22V23L84 22L85 24L83 25V27L86 26V28H87V27H88L87 24H91V25H89L90 28L88 27L87 29H88V31H89V29H90V31H91V30L94 31L95 26H98L99 24H102V23L99 22L98 25L92 26V22H96V21L99 20V19L97 20V19L95 18V17L99 18V16H96V15L99 14V13L96 14V10H97V12H99V10L97 9V7L99 8V6H98L97 4L93 5V7H94V6H95V7L97 6V7H96V10H95V11L93 10L94 13L91 14V16L93 15L92 18L94 17V18L96 19V21H95V19L93 18L94 20H89V22L91 21V22L89 23V22H87L86 20H83V19H85V18L88 17V14H89V13L92 12V10H91V12H89V10H90V9H89V6H88V7L85 6V9H83L82 13H81V11L78 10V11H79V14H78V11L75 12V11H76L75 8H74L75 11H73V12H72L71 10H69L68 8H67L68 11L66 10L65 7L67 6V0H59ZM87 2H88V1H87ZM89 2H90V1H89ZM96 2H97V1H96ZM122 2L125 3V0H122ZM131 2H133V1L131 0ZM149 2H150V1H149ZM149 2H148V3H149ZM155 2H156V1H155ZM165 2H166V1H165ZM173 2H174V1H173ZM225 2H222V3L225 4ZM240 2H241V0H240ZM17 3H19V2H17ZM28 3H30V2L27 1V4H28ZM98 3H99V2H98ZM101 3H100V4H101ZM108 3H109V2H108ZM133 3H134V2H133ZM152 3H153V2H152ZM161 3H162V2H161ZM161 3H160V5H161ZM180 3H181V2H180ZM192 3H193V2H192ZM218 3H219V2H218ZM243 3H244V2H243ZM243 3H242V4H243ZM20 4H21V6H22L23 3L20 1L19 5H20ZM31 4H32V3H31ZM33 4H34V6H36V5L39 4V2H38L37 4H35V3H33ZM59 4H60L61 6H60ZM86 4H88V3H86ZM86 4H85V5H86ZM115 4H116V3H115ZM120 4H121V2H120ZM130 4H131V3H130ZM156 4H157V2H156ZM206 4H207V3H206ZM220 4H221V3H220ZM226 4L228 5V2H226ZM6 5H7V4H6ZM11 5H12V4H11ZM25 5H26V2H25V4H24L23 6H25ZM54 5H53L52 8H54ZM88 5H90V4H88ZM113 5H114V4H113ZM113 5H111V6H113ZM118 5H119V4H118ZM118 5H115V6L118 7V8H117V7H114V9H116L115 11H111V13L113 14V17H114V18L117 17V15L120 13L119 11L121 10V6H120V10L118 11V9H119V6H118ZM121 5H122V7H124L125 4L123 5V3H122ZM173 5L176 6V4H173ZM173 5H172V6H173ZM4 6H5V5H4ZM17 6H18V4H17ZM21 6H20V7H21ZM39 6H41V5H39ZM64 6H65V7H64ZM127 6H128V5H127ZM127 6H126V7H127ZM133 6H134V5H133ZM133 6H132V8H133ZM138 6H139V4H138ZM162 6H164V5H162ZM177 6H178V5H177ZM177 6H176V8H177ZM194 6H195V5H194ZM239 6H242V5H239ZM243 6L245 7L246 5L244 4ZM7 7H8V6H7ZM20 7H19V8H20ZM49 7L51 8L50 5H49ZM165 7H166V6H164V8H165ZM216 7H217V6H215V8H216ZM218 7H219V5H218ZM226 7H227V6H226ZM226 7H225V8H226ZM2 8H3V7H2ZM2 8H1V10H2ZM5 8H6V7H4L3 10H5ZM23 8H24V9H25V8L27 9V8H29V6H28V7H23ZM47 8H48V6H47ZM64 8H65L66 11L64 10ZM69 8H70V7H69ZM82 8H84V7H82ZM82 8H81V10H82ZM87 8H88L89 10H88ZM100 8L102 9L103 7H100ZM104 8H105V7H104ZM124 8H125V7H124ZM128 8H129V7H128ZM173 8H175V7H173ZM173 8L171 7V9H173ZM202 8H203V7H202ZM213 8H214V7H213ZM223 8H224V7H223ZM8 9H9V8H8ZM71 9H72V8H71ZM74 9H73V10H74ZM92 9H94V8H92ZM105 9H106V8H105ZM125 9H126V8H125ZM134 9H135V8H134ZM134 9H133V10H134ZM159 9H160V8H159ZM167 9H168V8H167ZM167 9H166V10H167ZM238 9H239V7H238ZM1 10H0V11H1ZM10 10H11V9H9V11H10ZM15 10H16V9H15ZM15 10L12 9V12H14ZM31 10H32V8L30 9V13H32V15L35 16V18L31 17V18H33V20H34V22H31L32 20L30 21V22L32 23V25L29 24L30 22H28V25H31V26H30V30H29V31H30V34L28 35V37H30V35H32V37H33V35H35V31L37 32V27H36V28H35V26L33 27V24H34V23L37 24V25L40 24L39 26L41 27V25H43V24H41V22L43 23V22H45V20H46V19H45V20L42 21L43 18L40 17V14L38 15V13H37V16H36L35 14H33V12H31ZM87 10H88V11H87ZM112 10H113V7H112ZM127 10H130V9H126V12H127ZM155 10H156V7H155ZM164 10H165V9H164ZM179 10H180V9H179ZM204 10H205V9H204ZM19 11H21V9H20ZM59 11H61V12H60L61 14H60V15H57V14L59 13ZM70 11H71V12H70ZM101 11H102V10H101ZM101 11H100V13H101ZM117 11H118V12H117ZM130 11H132V9H131ZM130 11H128V12H130ZM134 11H136V10H134ZM153 11H154V10H153ZM162 11H163V10H162ZM169 11H170V10H169ZM173 11H174V9H173ZM175 11H176V10H175ZM175 11H174V12H175ZM213 11H214V10H213ZM238 11H239V10H238ZM12 12H11V13H12ZM16 12H17V10H16ZM22 12H23V11H21V16H23V13H22ZM62 12H63V13H62ZM74 12H75L76 14H75ZM84 12H85V13H84ZM88 12H89V13H88ZM109 12H110V11H109ZM122 12H123V11H121V14L123 15ZM126 12H124V14H125ZM155 12H156V11H155ZM158 12H159V11H158ZM176 12H179V11H176ZM221 12H222V10H221ZM5 13H6V12H5ZM17 13H18V12H17ZM17 13H14V14H15V17H16V14H17ZM67 13H68V14H69V13H74V14H72V15L70 14L69 16H71L70 18H73L72 21H73L74 19H76V20L73 21V22L70 20V18H68V20H67V17H66V15L68 16ZM80 13H81L82 16H81V17H80V16H77V18H79V19H77V18H76V15H80ZM86 13H87V14H86ZM104 13H105V12H104ZM104 13H103V14H104ZM111 13H110V14H111ZM116 13H117V14H116ZM168 13H169V12H168ZM94 14H95V16H94ZM101 14H102V13H101ZM101 14H100V16H101ZM115 14H116V15H115ZM215 14H216V13H215ZM218 14H219V13H218ZM7 15H8V14H7ZM17 15H20V14H17ZM45 15H46V13H45ZM47 15H49V14H47ZM56 15H57V16H56ZM61 15H62V17H61ZM74 15H75V16H74ZM83 15H84V16H83ZM107 15H108V14H107ZM130 15H132V13H131ZM174 15H175V14H174ZM216 15H217V14H216ZM216 15H215V16H216ZM221 15H222V14H221ZM2 16H3V15H2ZM4 16H5V15H4ZM63 16H65L66 18L63 17ZM69 16H68V17H69ZM72 16H73V17H72ZM86 16H87V17H86ZM91 16H90V17H91ZM120 16H121V15H120ZM120 16L118 15V17H119V19L121 20V22H120V20L118 21L117 19H115V20L117 21V23L115 24V25L117 26V28H115V29L118 30V27H119V28L121 27L122 30H123V32H124V30H126V29H125L126 26H124V25H125V23H124V20H125V19L123 20L122 16H121V17H120ZM167 16H168V15H167ZM17 17H18V18H15V19H19V16H17ZM24 17H25V15H24L22 18H24ZM26 17H27V16H26ZM37 17H38V18H37ZM39 17H40L41 19H40ZM90 17H89V19H90ZM107 17H108V16H107ZM185 17H186V16H185ZM189 17H191V16H189ZM8 18H9V16H8ZM22 18L20 19V21L22 20ZM29 18H30V17H29ZM36 18H37L38 20H36ZM61 18H62V19H61ZM63 18H65V19H63ZM114 18H113V19H114ZM197 18H198V20H199V17H197ZM0 19H1V18H0ZM26 19H27V18H26ZM194 19H196V18L194 17ZM28 20H29V19H28ZM35 20H36V21H35ZM39 20H40L41 22H37V21H39ZM87 20H88V19H87ZM100 20H101V19H100ZM126 20H127V19H126ZM201 20H202V19H201ZM226 20H227V19H226ZM22 21L24 22V20H22ZM164 21H165V20H164ZM185 21H186V20H185ZM193 21H194V20H193ZM8 22H9V21H8ZM23 22H22V23H23ZM36 22H37V23H36ZM61 22H62V21H60V23H61ZM67 22H69L70 25H67V24H68ZM79 22H78V23H79ZM112 22H113V21H112ZM127 22H128V21H127ZM190 22H192V21H190ZM199 22H200V20H199ZM204 22H205V21H204ZM214 22H215V21H214ZM243 22H245V21H243ZM1 23H2V22H1ZM1 23H0V24H1ZM15 23H16V22H15ZM25 23H27V22H25ZM52 23H54V24H52ZM65 23H66V24H65ZM96 23H97V22H96ZM114 23H115V22H114ZM118 23H119V24H118ZM184 23H185V22H184ZM187 23H188V22H187ZM196 23H197V22H196ZM215 23H216V22H215ZM258 23H259V22H258ZM2 24H3V23H2ZM2 24H1V26H2ZM13 24H14V22H13ZM71 24H72V25H71ZM94 24H95V23H93V25H94ZM128 24H129V23H128ZM175 24H176V23H175ZM177 24H178V23H177ZM201 24H202V25H201ZM223 24H224V23H223ZM225 24H226V23H225ZM241 24L243 25V23H241ZM260 24H261V23H260ZM9 25H10V23H9ZM15 25H16V24H15ZM17 25H18V24H17ZM65 25H66V27H65ZM119 25L124 26V29H123L122 26H119ZM188 25H190V24H188ZM188 25H186V23H185V26H188ZM195 25H196V24H195ZM200 25H201V27L204 26L203 23H200ZM200 25H199V27H200ZM251 25H253V24H251ZM251 25H250V26H251ZM1 26H0V28H1ZM55 26L57 27L58 25L56 24ZM67 26H69L70 29H68ZM71 26H72V27H71ZM99 26H100V25H99ZM177 26H178V25H177ZM191 26H192V25H191ZM210 26H211V25H210ZM213 26H214V25H213ZM247 26H249V25H247ZM250 26H249V27H250ZM253 26H254V25H253ZM262 26H264V23H263ZM13 27H14V26H13ZM31 27H32L33 29H32ZM63 27H64V28H63ZM92 27H94V28L92 29ZM179 27H180V26H179ZM188 27H189V26H188ZM197 27H198V26H197ZM222 27H223V26H222ZM251 27H252V26H251ZM255 27H257V24H255V26H254L253 28H255ZM258 27H260V26L258 25ZM18 28H19V27H18ZM34 28H35V31H34ZM54 28H55V27H54ZM57 28H58V27H57ZM66 28L68 29V31L66 30ZM72 28H73V29H72ZM100 28H101V27H99V29H100ZM137 28H138V27H137ZM161 28H164L163 25H162ZM161 28H160V29H161ZM191 28H192V27H191ZM241 28H242V27H241ZM2 29H4V28H1V29H0V30H1V31H0V32H1V33H0V36H2V38H3L4 35H3V33H2V31H3ZM6 29H7V28H6ZM49 29H52V30H50V33L48 32ZM87 29H86V30H87ZM96 29H97V28H96ZM99 29H97L96 31H99L98 33H101L102 30H101V29L99 30ZM112 29H113V28H112ZM179 29H180V28H179ZM182 29H183V28H182ZM194 29H196V28L194 27ZM202 29H203V28H200V31H204V30H202ZM244 29H245V28H244ZM251 29H252V28H251ZM13 30H14V29H13ZM23 30H24V29H23ZM25 30H26V29H25ZM46 30H47V31H46ZM53 30H54V31H53ZM70 30H71V31H70ZM117 30H116V31H117ZM122 30L120 29L119 32H121ZM162 30H165V28L162 29ZM187 30H188V29H187ZM191 30L193 31V29H191ZM224 30H225V29H223V31H221V32H225ZM226 30H227V29H226ZM241 30H242V29H241ZM241 30H239V32H240ZM246 30H247V32H248L249 28H247ZM246 30H245V31H246ZM263 30H264V29H263ZM6 31H7V30H6ZM6 31H3L4 34L6 33ZM26 31H27V30H26ZM26 31H25V35L23 34L24 32L21 33L20 31H18V32H16V33H19V32H20L19 35H22V34H23L24 36H26ZM31 31H32L33 33H32ZM52 31H53V32H52ZM76 31H77V32H76ZM90 31H89V33H90ZM93 31H91V32H93ZM173 31H174V30H173ZM180 31H181V30H180ZM180 31H179V32H180ZM245 31H244V32H245ZM250 31H251V30H250ZM253 31H255V30H253ZM257 31H258V29H257ZM13 32H14V31H13ZM13 32H12V34H13ZM42 32H41V34H40V32H39V30H38V33L36 34V35H38V36H36L35 39H37V37H38V39H42V38L39 37V36H41V37L43 36V33H42ZM46 32H47V33H46ZM68 32H70L69 35H68ZM71 32H72L73 34H72ZM75 32H76V33H75ZM110 32H111V31H110ZM119 32H118V33H119ZM129 32H130V31H129ZM138 32H139V31H138ZM188 32H190V31H188ZM228 32H229V30H227V33H228ZM242 32H243V31H242ZM242 32H240V33L242 34ZM247 32H246V34H247ZM31 33H32V34H31ZM52 33H53L54 35H51ZM74 33H75L76 35H75ZM95 33H96V32H95ZM95 33L93 32L92 34H95ZM103 33H104V32H103ZM112 33H113V32H112ZM145 33H146V32H145ZM160 33H161V31H160ZM190 33H191V32H190ZM198 33H199V30H198ZM201 33H202V32H201ZM203 33H204V32H203ZM225 33H226V32H225ZM248 33H249V32H248ZM256 33H257V32H256ZM256 33H255V36H256ZM263 33H264V32H263ZM7 34H8V33H7ZM7 34H6V38H4L3 41L0 40L2 43H3L4 41H5V42L7 41V38H8V35H7ZM14 34H15V33H14ZM39 34H40V35H39ZM55 34H57V35L55 36ZM62 34H63V35H62ZM65 34H66V36H65ZM77 34H80V36H79V35L77 36ZM82 34H83V33H82ZM105 34H106V33H105ZM109 34H110V33H109ZM121 34H122V33H121ZM121 34H120V35H121ZM127 34H128V36H129L128 31H127ZM163 34H164V31H163ZM163 34H161V35H163ZM171 34H173V33H171ZM185 34H186V33H185ZM228 34H229V33H228ZM246 34H243V35H246ZM9 35H10V34H9ZM23 35H22V36H23ZM50 35H51V36H50ZM61 35H62V36H61ZM71 35H72L73 37H72ZM74 35H75V36H74ZM90 35H91V34H90ZM97 35H99V34H97ZM102 35H103V34L99 35V38H102V39H103V36H102ZM124 35H125V33H124ZM173 35H174V34H173ZM173 35H170V36L173 37ZM189 35H190V34H189ZM191 35H193V34L191 33ZM199 35L201 36V34H199ZM204 35H205V34H204ZM204 35H203V36H204ZM45 36H46V37H45ZM47 36H48V37H47ZM52 36H53V37H52ZM58 36H59V38L62 37V39H63V37H67V38H64L63 40L60 39V40H61V41H60L61 43L57 41L60 45L62 44L61 46L64 45L63 47H67V46H68V44H64V43H62V41H64V40L67 41L66 39H68L69 42H70V41H75V38H78V37H79V38L82 37V38L84 39V42H83V43H84V44H85V43L87 44L86 46H84V50H83V46L78 44V46H82V52L79 53V54H80V56H83V57L80 58V56H79V58H77L78 55H79L78 52L81 51V47H79V48H80L79 50H75V49H74V48L76 47V46H75V43L78 42V41L81 40V39H77V41H76L75 43H74V42H71V44H74V45H73V47H74L73 49H72V47H70V46H72L71 44H69V45H70V46H69L70 50H69L68 48H66L67 52L71 51V52H69V53H70L71 55L73 54L72 56H75V58H73V59L76 60V61L74 60V61H75V64L77 63L78 60L81 59L80 61H78V63H82V64L78 65V67L80 66L81 69H80V68L78 69L77 67L75 68V66H73V69H72L70 65H69V66H70L71 70H74V71L71 72V70L68 69L69 66H66V65H67V62L69 63V61H64V60H65L64 56L66 57L67 54H68V53H66L65 48L59 46V49H58V50H59L60 52H59L57 49H56V51H55V50H54L55 48H52V49H51V47H52L53 45L50 46V45L48 44V43H50V42H48V41H51V43L53 42V44H56V38H58ZM69 36H70V37H69ZM125 36H127V35H125ZM128 36H127V37H128ZM132 36H133V35H132ZM132 36H131V37H132ZM167 36H169V35H167ZM167 36H166V37H167ZM170 36H169V39H168V37H167V39L170 40V41L166 40V42H168V43L170 42V44H172V43L174 44V42L171 41V40L173 39V40L175 41V39H177V38L174 39V38L171 37L172 39H170ZM219 36H220V35H219ZM222 36H223V35H222ZM225 36H226V35H225ZM50 37H51V38H50ZM149 37H150V36H149ZM166 37H164V38L166 39ZM174 37H175V35H174ZM194 37H196L195 34H194V36H193V40L195 39ZM9 38H10V37H9ZM21 38H22V37H21ZM47 38H50V39H47ZM59 38H58L57 40H59ZM70 38H71V39H70ZM89 38H90V37H89ZM118 38H119V37H118ZM128 38H130V37H128ZM138 38H139V37H138ZM150 38H151V37H150ZM150 38H149V39H150ZM164 38H163V39H164ZM203 38H204V37H203ZM5 39H6V40H5ZM32 39H34V37H33ZM54 39H55V42H54ZM149 39H148V40H149ZM153 39H154V40H153ZM153 39H152L153 41H152L151 39H150L149 41H152V42L155 43V41H156L157 38H153ZM185 39H186V38H185ZM206 39H207V38H206ZM221 39H224V37L221 38ZM221 39H220V40H221ZM8 40H9V39H8ZM22 40H23V39H21V41H22ZM42 40H44V39H42ZM52 40H53V41H52ZM98 40H99V42L101 43L102 40H100V39L97 38V42H98ZM128 40H129V39H127V41H128ZM141 40H142V39H141ZM159 40H160V39H159ZM161 40H162V38H161ZM161 40H160L159 42H161ZM178 40H179V39H178ZM189 40H190V39H189ZM189 40H188V42H189ZM208 40L210 41L211 39H208ZM213 40H214V39H213ZM213 40H212V41H213ZM216 40H218V39L216 38ZM10 41H11V40H10ZM10 41H9V42H10ZM27 41H31V37H30V40H27ZM32 41H33V40H32ZM35 41H36V40H34V42H35ZM89 41H90V40L88 39V42H89ZM92 41H93V40H92ZM118 41H119V40H118ZM127 41H126V42H127ZM133 41H134V39H133ZM133 41L131 40L132 43H133ZM143 41H144V40H143ZM149 41H148V43H149ZM163 41H164V40H163ZM185 41H186V40H185ZM5 42L3 43V45H5ZM11 42H12V41H11ZM37 42H40V40L37 41ZM81 42H82V41H81ZM81 42H78V43L81 44ZM90 42H91V41H90ZM124 42H125V41H124ZM134 42H136V41H134ZM140 42H142V41H140ZM152 42H151V43H152ZM157 42H158V41H156V43H157ZM175 42H176V41H175ZM180 42H181V41H180ZM192 42H193V41H192ZM198 42H199V41H198ZM214 42H215V40H214ZM216 42H217V45H218L219 42H218V41H216ZM263 42H264V41H263ZM2 43H0V47H1V44H2ZM7 43H8V41H7ZM43 43H44V44H43ZM46 43H47L48 45H47ZM51 43H50V44H51ZM65 43H67V42H65ZM102 43H103V42H102ZM136 43L138 44V40H137ZM161 43H162V42H161ZM161 43H160V44H161ZM178 43H179V41H178ZM212 43H213V42H212ZM256 43H257V42H256ZM260 43H261V42H260ZM8 44H10V43H8ZM8 44H6V46H8ZM13 44H14V42H13ZM39 44H40V43H39ZM96 44H97V43H96ZM162 44H163V43H162ZM175 44H176V43H175ZM186 44H187V43H186ZM188 44H189V43H188ZM192 44H193V43H192ZM199 44H201V43H199ZM204 44H205V43H204ZM204 44H203L202 46H204ZM15 45H16V44H14V48H15V49L13 50V52L16 50ZM22 45L24 46V45H26V44L24 43V44H22ZM22 45H20V46L22 47ZM40 45H41V44H40ZM56 45H57V44H56ZM65 45H67V46H65ZM76 45H77V44H76ZM94 45H95V44H94ZM150 45H151V44H150ZM158 45H159V44H158ZM163 45H165V43H164ZM176 45H178V44H176ZM180 45H181V44H180ZM184 45H185V44H184ZM261 45H262V44H261ZM263 45H264V43H263ZM10 46H11V45H10ZM10 46H9L8 48H10ZM16 46H17V45H16ZM47 46H49V47L47 48ZM57 46H58V45H57ZM95 46H96V45H95ZM130 46H131V45H130ZM133 46H134V44H133ZM140 46H141V45H139V47H140ZM178 46H179V45H178ZM187 46H189V45H187ZM192 46H193V45H192ZM192 46H191V47H192ZM195 46H196V45H195ZM197 46H198V45H197ZM200 46H201V45H200ZM219 46H220V44H219ZM3 47H4V46H3ZM18 47H19V46H18ZM18 47H17V49H19ZM26 47H27V46H25V48H26ZM41 47H39V48H41ZM43 47H44V48L46 47V49H43ZM55 47H56V46H55ZM106 47H107V46H106ZM128 47H129V43H128ZM165 47H166V46H165ZM172 47L174 48V46H172ZM185 47H186V46H185ZM204 47H205V46H204ZM31 48L33 49V47H31ZM61 48H63L62 51L60 50ZM135 48H136V47H135ZM145 48H146V47H145ZM161 48H162V47H161ZM176 48H177V47H176ZM206 48H207V47H206ZM209 48H210V47H209ZM212 48H213V47H212ZM11 49H12V48H11ZM90 49H91V48H89V50H90ZM110 49H111V48H110ZM129 49H130V48H129ZM147 49H148V48H147ZM191 49H193V48H191ZM199 49H200V48H199ZM202 49H203V48H202ZM217 49H219V47H218ZM0 50H1V49H0ZM19 50H21V51H19V52L22 54V48H20ZM64 50H65V51H64ZM126 50H127V48H126ZM126 50H125V53H126ZM133 50H134V49H133ZM175 50H178V49H175ZM203 50H204V49H203ZM203 50H202V51H203ZM207 50H208V48H207ZM210 50H211V49H210ZM219 50H220V49H219ZM224 50H225V49H224ZM224 50H223V51H224ZM9 51H10V50H9ZM9 51H7V54H8L7 56L4 55V52L1 51L0 53H3V54H1V55H4L5 57H4V56L1 57V55H0V57H1V58L4 57V59H6V57L8 58V56H9L10 53L12 52V51H11V52L9 53ZM30 51H31V50H30ZM32 51H34V50H32ZM32 51H31V54H32V55H31V54L28 55V56H30V59H28L29 57L27 58L28 60L26 59V56H27V54H28V53H26V56H25V57L22 55V56H23V59H20L21 57H17V58H18L17 61L22 60V61L24 62V60L26 59L27 61L34 62V61H32V58H33V57H31V56H34V52H35V51H34V52H32ZM37 51H38V48H37ZM37 51H36V52H37ZM57 51L59 52V54H58ZM63 51H64L65 53H62ZM75 51H77V52H76V55H77V56L75 55ZM83 51L85 52V54L83 53ZM91 51H92V52L89 51V52L91 53V56L88 55V56H90V57H92V54H93V52H94L92 49H91ZM109 51H110V50H109ZM136 51H137V50H136ZM144 51H145V50H144ZM196 51H197V49L195 50V52H196ZM198 51H201V49L198 50ZM223 51H222V52H223ZM225 51H226V50H225ZM13 52H12L11 54H13ZM38 52H40V51H38ZM46 52H47V51H46ZM48 52H49V51H48ZM55 52H56V54H55ZM134 52H135V50H134ZM134 52H133V53H134ZM139 52H140V51H139ZM147 52H148V50H147ZM165 52H166V51H165ZM165 52H164V54H165ZM211 52H212V51H211ZM220 52H221V51H220ZM222 52H221V53H222ZM229 52H230V51H227V53H229ZM101 53H102V52H101ZM128 53H129V51H128ZM128 53H126V54H128ZM131 53H132V52H131ZM137 53H138V51H137ZM177 53H178V52H177ZM199 53H200V52H199ZM203 53L205 54L204 51H203ZM223 53H224V52H223ZM227 53H225V54H227ZM5 54H6V53H5ZM38 54H39V53H38ZM38 54H37V55H38ZM47 54H48V53H47ZM49 54H51V53H49ZM63 54H64V55H63ZM81 54H82V55H81ZM83 54H84V55H83ZM86 54H87V55H86ZM109 54H111V53L109 52ZM140 54L143 55V53H140ZM140 54H139V57H140ZM148 54H149V53H147L146 55H148ZM173 54H174V53H173ZM190 54H191V53H190ZM201 54H202V53H201ZM206 54H207V53H206ZM210 54H211V53H210ZM212 54H213V52H212ZM13 55H14V54H13ZM37 55H36V57H37ZM55 55H56L57 58L59 57V55H60V56L62 55V56H61L62 59H60L61 57H59V58L57 59V58L55 57ZM68 55H69V54H68ZM104 55H105V54H103V55L101 54V56H104ZM124 55H125V54H124ZM144 55H145V54H144ZM177 55H178V54H177ZM202 55H203V54H202ZM215 55H216V54H215ZM11 56H12V55H11ZM38 56H39V55H38ZM107 56H108V55H107ZM110 56H111V55H109V57H110ZM112 56L115 58L114 55H112ZM183 56H184V55H183ZM204 56H205V55H204ZM217 56L220 57L221 54H220V55H216V57H217ZM34 57H35V56H34ZM70 57H71V56H70ZM70 57H69V58H70ZM144 57H149V56H144ZM152 57H153V56H152ZM154 57H155V56H154ZM189 57H190V56H189ZM202 57H203V56H202ZM202 57H201V58H202ZM214 57H215V56H214ZM214 57H213V58H214ZM1 58H0V60H1ZM11 58H14V57H9L8 59H6L7 62H8V60H11ZM17 58H16V59H17ZM41 58H40V59H41ZM54 58H55V59H54ZM63 58H64V59H63ZM102 58H103V57H102ZM104 58H105V57H104ZM186 58H187V57H186ZM208 58H209V56H208ZM4 59H3V60H4ZM14 59H15V58H14ZM16 59H15V60H16ZM37 59L40 60L39 58H37ZM56 59H57V60H56ZM73 59H72V60H73ZM77 59H78V60H77ZM106 59H107V57H106ZM109 59H110V58H108V60H109ZM6 60H5V62H6ZM15 60H14V61H15ZM38 60H37V61H38ZM58 60H59V61H58ZM70 60H71V59H70ZM82 60H83V61H82ZM111 60H112V59H111ZM178 60H179V59H178ZM204 60H206V59H204ZM214 60H215V59H214ZM14 61H13V62H14ZM17 61H15V62H17ZM22 61H21V62H22ZM27 61H26V62H27ZM41 61H42V60H41ZM46 61H47V62H46ZM55 61H57V62H55ZM74 61H73V62H74ZM103 61H104V60H103ZM114 61H115V60H114ZM114 61L112 60V63H113ZM145 61H147V60H145ZM173 61H174V60H173ZM211 61H212V60H211ZM211 61H209V62H211ZM9 62H10V61H9ZM13 62H11V63H13ZM21 62H20V63H21ZM23 62L21 63V67L24 66V65L26 64V62H24L25 64H24ZM35 62H36V61H35ZM42 62H43V61H42ZM49 62H50L51 64H50ZM52 62H53V63H52ZM58 62H59V63H58ZM60 62H61L62 65L64 64V63H62V62H66V65L64 64V66H66L65 68H67L66 70H64L65 68H64L63 66H61ZM73 62H71L70 64H73ZM109 62H110V60H109ZM117 62H118V61H117ZM161 62H162V60H161ZM178 62H180V61H178ZM178 62H177V63H178ZM48 63H49V65H48ZM55 63H57V64H55ZM83 63H84L85 65H84ZM103 63H104V62H103ZM114 63H116V61H115ZM0 64H1V63H0ZM15 64H16V63H15ZM15 64H14V65H15ZM22 64H24V65H22ZM28 64H35V63H30V62H28ZM105 64H107V63L105 62ZM116 64H117V63H116ZM178 64H179V63H178ZM214 64H215V63H214ZM240 64H242V63H240ZM51 65H53L54 67L51 66ZM57 65H58V66H57ZM59 65H60V66H59ZM73 65H74V64H73ZM108 65H109V64H108ZM117 65H119V64H117ZM207 65H208V64H207ZM0 66L4 67L3 65H0ZM6 66H7V63H6ZM27 66H30V65H27V64H26V68H27ZM36 66H37V65L35 64V65H34V68L32 67V68H33V69H31V70H32V73H33V70L36 71V69H35ZM42 66H43L44 68H43ZM50 66H51V67H50ZM110 66H111V64H110ZM110 66H109V67H110ZM114 66H115V64H114ZM9 67H10V66H9ZM15 67H16V66H15ZM18 67H19V66H18ZM49 67H50V68H49ZM82 67H85L84 69H86V70L84 71V74H82V73H83V71H82L83 68H82ZM160 67H161V66H160ZM160 67H159V68H160ZM233 67H234V66H233ZM233 67H231V68H233ZM0 68H1V67H0ZM4 68L6 69V67H4ZM4 68H3V69H4ZM26 68H25V69H26ZM28 68H29V67H28ZM47 68H48V69H47ZM55 68H57V69H55ZM107 68H108V66H107ZM118 68H119V67H118ZM118 68H117V69H118ZM122 68H123V67H121L120 70L118 69L119 72L122 70ZM127 68H128V67H127ZM236 68H237V66H236ZM1 69H2V68H1ZM1 69H0V72H3V71L6 72V70H2V71H1ZM20 69H21V68H20ZM29 69H30V68H29ZM41 69H42V71H41ZM49 69H50V70H49ZM53 69H55V72H54ZM61 69H60V72H61ZM84 69H83V70H84ZM109 69H110V68H109ZM109 69H108V70H109ZM117 69H116V70H117ZM202 69H203V68H202ZM202 69H201V70H202ZM9 70H10V69H9ZM13 70H14V69H13ZM13 70H12V71H13ZM16 70L18 71V69H16ZM39 70H38V72H39ZM75 70H76L77 72H76ZM101 70H102V69H101ZM124 70H125V68H123V71H124ZM161 70H162V69H161ZM161 70H160V71H161ZM232 70H235V67H234V69H232ZM12 71H11V72H12ZM14 71H15V70H14ZM17 71L15 72V74L18 73ZM20 71H21V70H20ZM20 71H19V72H20ZM79 71H80V72H79ZM102 71H103V70H102ZM110 71H111V70H110ZM114 71H115V67H114ZM220 71H222V70H220ZM228 71H229V70H228ZM230 71H231V70H230ZM11 72H10V73H11ZM36 72H37V71H36ZM36 72L34 73L33 77H35ZM38 72H37V73H38ZM69 72H70V73H69ZM116 72H117V71H116ZM124 72H125V71H124ZM186 72H187V71H186ZM212 72H213V71H212ZM223 72H224V71H223ZM22 73H24V71H23ZM22 73H21V75H22ZM52 73L50 72V75H49V74H48V75H49V76H52ZM106 73H107V70H105V74H106ZM220 73H222V72H220ZM245 73H246V72H245ZM0 74H1V73H0ZM12 74H13V73H12ZM19 74H20V73H19ZM30 74H31V73H30ZM30 74H29L30 78H29V76H28V82H27V80L25 79L27 85H26V86L23 85V87H26V90L28 91V92H26V96H27V93H29V96H31V97L33 98V101H32V98H31V97H30V99H27V97H24V96H25V91H26V90L23 88V90H24L23 93H22V91H21V92L18 91V92H20V93H22V94L24 95V96H23L24 98L21 97L22 99L25 100V98H26V99H27L26 101H29V102L24 101V104H23V105L26 106V108H27V107H28L27 105H29V107H31V106L34 104V105H35V107H34L35 110H36V108H39V109L43 108V109H44V108H46V107H45V104L47 103V105H48V103H49V101H47V100L50 99V102L53 100L52 98H53L54 96H53L52 98L49 97L48 99H47V97H48L49 95L52 96L51 91H53V90L55 89V88H54V89H52V88L49 89V88H50V85H49V84L52 83V82H50V80L53 81V83H54V79H51L52 77H50V79H49V77H48V81H49V82H48V85L44 86L45 84H47V83H45V84H41V86H40V84H35L36 82L33 83V82H34V81H33L34 79H32V78H33V77H32V74H31V75H30ZM101 74H102V76H104V77H101V78H103V80H104V78H105L104 81L107 82V80H109V79L107 78V75L105 76V74H103L102 72H101ZM157 74H158V76H157ZM157 74H156V76H157L156 78H157V79L159 78L158 80H160V75H161L162 73H160V74L157 73ZM222 74H223V73H222ZM224 74H225V73H224ZM79 75H80V76H79ZM116 75H117V74H116ZM77 76H78V77H77ZM12 77H14V76H12ZM56 77H57V78H56ZM65 77H66V76H65ZM65 77H63V79H62L63 81H62V80H61L60 82H59L58 80L55 81L56 83H59V84L64 82L63 85L60 84L62 87H60V85H58L61 89L63 88V86H64V88H65L66 86H68V83H67V82H69V81H70V82L73 81V80H67V78L65 79ZM87 77H88V78H87ZM60 78H61V77H60ZM76 78H77V79H76ZM112 78H113V77H112ZM6 79L8 80L7 77H6ZM6 79H5V77H4V80H6ZM90 79H91V78H90ZM157 79H155V80L157 81L156 83L160 82V81H158ZM11 80H12V79H11ZM11 80H10V78H9V81H10L11 83H13L14 81L12 80V81H13V82H12ZM14 80H15V82H16L17 79H14ZM36 80H38V79H36ZM65 80H66L67 82H66ZM85 80H84V82H85ZM25 81H24V82H25ZM38 81H40V80H38ZM41 81H40V82H41ZM18 82H19V81H18ZM18 82H17V83H18ZM21 82L23 83V81H21ZM70 82H69V83H70ZM73 82L75 83V81H73ZM89 82H91V81L89 80ZM31 83H32V85H31ZM53 83H52V85H53ZM65 83H67V84H65ZM24 84H25V83H24ZM29 84H30L31 86H30ZM71 84H72V83H71ZM76 84H77V82H76ZM14 85H15V84H14ZM19 85H20V84H19ZM65 85H66V86H65ZM85 85H86V84H85ZM88 85L90 86V84H88ZM157 85H158V84H156V86H157ZM21 86H22V85H21ZM27 86H28L29 88H28ZM32 86H34L35 88L32 87ZM38 86H39V87H38ZM53 86H54V85H53ZM70 86H71V85L68 86V89H69ZM77 86H78L79 90H81V89H84V90H85V89H86V90L88 91V94L90 93V92H89L90 89L88 90V87H89V86H88L87 88H85L84 86H82V87H79V85H77ZM10 87H11V86H10ZM14 87H15V86H14ZM14 87H13L12 89H14ZM40 87H41V88L43 87V88H42L43 91H42V89L40 90ZM55 87H56V86H55ZM18 88L20 89L19 86H18ZM27 88H28L29 90L31 89L30 91H31V92L33 91V92H34V95H33V92L30 93V91H29ZM32 88H33V89H32ZM44 88H46V89H44ZM56 88H57V87H56ZM60 88H59L58 90H60ZM66 88H67V87H66ZM74 88H75V85L72 84V89H74ZM76 88H77V87H76ZM21 89H22V87H21ZM34 89H35V90H34ZM37 89L40 90V92H42V93H43L44 91H47V92L44 93V94L47 93V95H42V94L39 95L40 92L38 93V90H37ZM47 89H49V90H51V91L49 92ZM93 89H94V88H93ZM58 90H57V91L54 90V93H55V92H58ZM84 90H81V92H82L83 94L87 92V91L85 92ZM94 90L96 91V86H95V89H94ZM98 90H99V89H98ZM9 92H10V91H9ZM9 92H8V93H9ZM48 92H49V94H48ZM63 92H65V91H63ZM63 92H62V94H63ZM76 92H77V91H76ZM76 92H75V93H76ZM81 92H80V93H81ZM98 92H99V91H98ZM2 93H3V92H2ZM2 93H0V98H1L2 101H3V99L6 98V96H3ZM8 93H6V95H7ZM20 93H19V94H20ZM37 93H38V94H37ZM50 93H51V94H50ZM59 93H61V91H59ZM65 93H66V92H65ZM68 93H69V92H68ZM68 93L63 94V95L65 96V95H67ZM73 93H74V92H73ZM73 93H72V94H73ZM82 93H81V94H82ZM3 94H4V93H3ZM13 94H15V93L13 92ZM72 94H71L70 96H72ZM77 94H79V91H78ZM77 94L74 95L75 99H74L73 101H76V100H77V99H76V98H78V97H77V96H78ZM90 94H91V93H90ZM96 94H97V93H96ZM99 94H100V92H99ZM1 95H2V96H1ZM35 95H36L38 98H37ZM55 95H56V93H55ZM60 95H61V94H60ZM86 95H87V94H85V95H80V94H79V97H83V98H84V96H86ZM242 95H243V93H242ZM244 95H245V94H244ZM244 95L242 96L243 98L245 97ZM19 96H20V95H19ZM29 96H28V97H29ZM43 96H45V99H47V100H46L47 102L44 100V97H43ZM58 96H59V95H58ZM88 96H89V98L92 97V99H93V96H91V95H88ZM2 97H4V98H2ZM7 97H8V96H7ZM40 97H41V98H40ZM55 97H56V96H55ZM94 97H95V96H94ZM96 97H97V96H96ZM96 97H95V98H96ZM100 97L102 98L103 96L100 95ZM100 97H99V98H100ZM42 98H43V99H42ZM65 98H66L65 101H66V100L69 101V99H70V98L68 99V97H65ZM83 98H82V99H83ZM138 98H139V97H138ZM243 98H242V99H243ZM18 99H20V98L17 97V100H18ZM34 99H35V100H34ZM38 99H39V100L41 99L40 101H41L42 104L39 103L40 101H39ZM56 99H57V98H56ZM56 99H55V100H56ZM71 99H73V96L71 97ZM71 99H70V100H71ZM244 99H246V98H244ZM244 99H243V100H244ZM79 100H80V98L78 99V101H79ZM5 101H6V100H4V102H5ZM9 101H11V100H8V102H9ZM18 101H19V100H18ZM18 101H17V102H18ZM20 101H21V100H20ZM22 101H23V100H22ZM22 101H21V102H22ZM31 101H32V102H31ZM35 101H36V102H35ZM38 101H39V102H38ZM42 101H43V102H42ZM44 101H45V102H44ZM57 101L60 102L59 100H57ZM62 101H64V98L62 99ZM62 101L60 102L61 104H59V103H56V104H58V106H59V105H62V106H63V104L65 103V105H66V102H63V103H62ZM80 101H81V102H80ZM80 101H79V105H80L79 107H81V106H83V105H84V107L87 106V104L85 105V100H80ZM87 101H88V100H87ZM97 101H98V99L96 98V102H94V104H97ZM8 102H7V103H8ZM11 102H12V101H11ZM21 102L15 103V101H14L15 105H13L14 103L12 104V105H13V108H12L11 104H10V106H8V107L5 108V106L9 105V103H8L7 105H6L5 103H3V104L1 105L2 107L0 106V110H1V112H0V113H1L0 116H2V117H4V118L6 117V115H7V117L10 116L11 118H10V117H9V118L12 119V120H14V121H16L15 118L17 119V121H16L17 123H15L14 121H13L14 123L12 122V123H13L12 125H13L14 127L11 128V130H10V127H9V132H8V129H7L8 127H6V126L4 125V127L6 128V129H5V128L2 127V125H1V126H0V133H2V135H3V132H1V128H2V131L4 130V132H8V133H11V131H12V129H13V130H14V131L12 132L13 135H11V134H10V135H11L12 137H13V136L19 137V136L23 133L24 135H21V136H24V140H22L23 138H22L21 136H20L19 138L21 139L22 142H24V141L26 142V143L23 144V145H25V146L22 145V146H23V147H22L21 144H19V143H21L19 138H17V139H19V140H17L16 137L12 138V137H10V136L8 137V136H6V135H5V137H4V135H3V136H0L1 138L4 137L5 140L7 139L6 137H8V139L10 140V141L7 140L8 145H9L10 147H11V145H12L13 149L15 148L14 151H13V149H11V148L8 146V148H9V149H8L9 152H8V150H6L7 148H6V149H3V148H2V151H0V152H2V154H3V156H2V154L0 153V157L2 156V158H0V161H1V162H0V165H2V166H0V178H1V177H3V178H4V177H5V178H8V177H9V174L11 175V173H12L11 178H10V177H9V178H10L11 180H14V178L16 179V180H14L15 183H14L13 181H11L9 178H8V179H5V178H4V179L2 180L3 182L0 181V182H2V183H4V181H5V183L3 184L4 186L2 185V187H1V183H0V189H1V190L3 189V192H4V190H5L7 187H10V188L12 189V191H11L12 196L14 197V198H13V197L11 196V194H10V196H9V200L7 199V201H8V204H7V205L10 206V205H9V203H10V204H11L10 208H11L12 206H13V207H12L11 209H8V210H6V209L8 208V206H7L6 209L3 207L4 209H2V210H3V211H4V210H5V211H8V212H7V213H6V212L4 213L3 211H2V212L4 213L5 218L8 217V216H6V214L9 215V218H10V214H14V215H17V219H18V218H19L18 215H20V213H22V211H23L24 209L31 208L32 210H34V211H33L34 213L32 212V215H34L35 218H36L37 216H39V218L37 217V219H36V220L34 219V220H35V221L39 220L38 223H40V224H38V223L36 224V228H37V229L34 228V229H36V230H32L34 233L31 231V228H30L29 232H31V233H33V234L31 235V233H30L29 235H31V236L34 235V236H33V237H29V238H33L32 240L35 241V240H37V239H36V238H37V233H38L37 231H39V232L41 231L42 233L47 232L46 230H47L48 226L52 223V221H50V220H52L51 218H53L54 216H55V217L57 216V215H55L56 212H57V210H58V209L56 208V206H58L59 208L61 207L60 209H61L62 212H64L65 208H67V211H65V212H68V209H69L70 207H71V208H75V207H76V209H77V207L81 204V203H80V200H81L80 198L83 199V197H82L83 194L85 193V194L88 196V194H90V193L96 188V187H95V188L93 189L91 186H89V187H90V190H92V191L90 192V190L88 189V186L85 188V185H84V184H81L82 186L84 185L83 189L85 188L86 191H84L85 189H84V190H83V189L81 190V189H80L81 186H80L77 182H75L76 179H77V177L80 176V175H77V177H76V175H75V174H77V173H75L76 171H78V174L81 173V174L83 175V174H84L83 172H86L85 170L87 169V168H85V166H88L87 164L89 163V165H90V166L88 167L89 169H90V168L92 169L93 167H95V168H93V170H91V171L89 172V174H91L92 172H94V169H96V167H98V166H100V165L102 166V164H104V162H105V164L103 165V167H107L106 169H104V171L107 170V171H106V174H107V172H108V176H107V175L105 174V172H104L103 174L106 175V177H104L105 175L103 176V179H104V178H107V177H108V178H111V177H109V174H110L109 171L112 172L113 169H112V171L109 170V167H108L109 164H107L108 161L106 162V160H105V158H104L103 156H101V157H103V158H104L103 160H105V161L102 160L101 162H103V163L101 164V162H100L99 160H101L102 158H100V159L98 160V157H97V160H95V161H99L98 164H100V165H97V163L95 164V163L93 162V164H94V166H93V164L91 165V164H90L91 162H89V161H88V163L86 162V165H85V162H84V160H83L84 157H82L81 153H80V155H81L80 157L83 158L82 161H79V160H75V161H74V160H73V157H72V159H71V156H70V155L75 156V157L77 158V157H78V153H75L74 155L71 154V153H69V152L72 150V148H73L74 150H83V146H82V144H81V145L76 144V143L78 142L79 138L83 137L82 134H85V136L87 135L86 137H85V136L83 137L84 140L88 141V139H90L89 141L92 143V141L95 139L93 142H95V141L97 142L96 139H98V134H95V133H96V131H98V130H94V129H95V126H93V128H92V127H91L92 125H91V126L89 125V123H90L91 120L94 118V116H96V115L98 116V114H99V112H98V114L96 113L95 109L92 111L94 114H92V112L90 111V109H89V110L87 109V110H88V111L86 110V111H87V114L85 115V114L83 113L84 115H81V117H80L79 114L74 115V114H73L72 112H70L69 110H68V113H66V115H65V114L63 115L65 118H64L63 116H62V117L60 116L61 119H62V122H60V123H63V124H62V127H63V126H64V128L67 127V129L65 128V131H63V132H64V133H63V137H65V138H63V139H66V138H67V139H66V140H61L59 136H56L54 140H56L57 142H61V141H62L61 143H62V145H64V149H65V150H64L63 148H62V149H63L64 151H66V149H67V150H70V151H69V152L67 151L66 153H65V152H62V153H64V154L61 155V157H60L59 159H58V157H59V155H60V154H59V151H57V152H56V151H55V152H50L51 155L54 154L52 157L56 156L57 153L59 154V155H57L58 157L56 156L57 158L54 160L53 158H51L50 154H48L49 152H47V150H44V149H48L49 146H50V144H51L50 149H53V150H54L55 148H56V149L59 148V147L61 148V146H62L61 143H58L59 147H58V145H57L56 147L53 146V143H51V142H54V140H51L52 138L50 139L51 141L49 140L48 142H41V143H39L38 141L44 140L43 137H42V138L40 137V136H42V135L40 134V132H39L40 135H39V134L37 135L38 132H35V135H36V136H35V135H33V134H34L33 132H34L35 130H34L33 128H32V129H33L34 131L30 129V126H31V127L34 126V125H35V122H38L37 124H40V123H39L40 121H41L42 124H43V122H46V121L43 120L42 118H43V117L45 118L46 115H48V113H45V114L38 113L39 115H38L37 113H36L35 115H33L34 113L30 114V115H33L34 117H35V116H37V117H39V116H40V117L43 116V117L40 118V119H41L40 121L37 120L38 118L34 119L33 116H31V117L28 116L29 118H27V117H26V118H23V117H21L20 114H22V113H25V115L28 114L29 111H27V110H29V109H28L29 107L26 109V111H27V113H26V111L24 110L25 108H24V106H23V107H22V108H23V112H22V110H21V106H22V105L19 104V103H21ZM34 102H35L36 104H35ZM53 102H54V101H52V103H53ZM83 102H84V104H83ZM112 102H113V101H112ZM28 103H30L31 105L28 104ZM32 103H33V104H32ZM43 103H45V104L43 105ZM76 103H78V102L76 101ZM87 103H90V105H91V102L88 101ZM139 103H140V101H139ZM4 104H5V106H4ZM26 104H27V105H26ZM50 104H51V103H49V106H50ZM53 104H54V103H53ZM53 104H52V105H53ZM82 104H83V105H82ZM40 105H41V106H40ZM42 105H43V106H42ZM52 105H51V107H49V108H52ZM110 105H111V106H110ZM112 105H113V104H112L111 102H110V103L108 102V104H106V106H107V107H106V111H105L106 114L109 115V114L111 113L112 109L114 108V107L112 108ZM3 106H4V107H3ZM76 106H78V104H77ZM95 106H96V105H95ZM113 106H114V105H113ZM10 107H11L12 109H10ZM19 107H20V108H19ZM40 107H41V108H40ZM47 107H48V106H47ZM56 107H57V106H56ZM79 107H77V108H79ZM108 107H109V108H108ZM115 107H116V110H117L118 108H122V107H120V106H118V107L115 106ZM1 108H3V109H1ZM4 108H5V109H8V108H9L11 111H9V109H8V110H5ZM14 108H16V109H18V110L16 111V109L14 110ZM53 108H54V107H53ZM62 108H63V107H62ZM81 108H82V107H81ZM110 108H112V109H111V111H109V112H110V113H109L108 110H109ZM58 109H59V108H58ZM66 109H67V108H66ZM12 110H13V112H12ZM32 110H33V109H32ZM50 110H51V109H50ZM118 110H120V109H118ZM3 111H5V113H6V112H8V113L12 112V113H10V114H7V113H6V115H5V113H4ZM18 111H19V113H17V114L15 115L14 113H16V112H18ZM30 111H31V110H30ZM33 111H34V110H33ZM33 111H31V112H33ZM75 111H76V110H75ZM77 111H78V110H77ZM121 111L123 112V109H122ZM21 112H22V113H21ZM58 112H59V111H58ZM58 112H57V113H58ZM73 112H74V111H73ZM90 112H91V115H92V116H90ZM107 112H108V113H107ZM112 112H113V111H112ZM42 113H43V112H42ZM49 113H50V112H49ZM59 113H61V111H60ZM63 113H64V112H63ZM63 113H61V114H63ZM69 113H70V114H69ZM71 113H72V114H71ZM75 113H76V112H75ZM102 113H104V112H102ZM102 113H100V114H102ZM105 113H104V114H105ZM2 114H4L5 116H3ZM13 114H14V115H13ZM18 114H19L20 116H19ZM68 114H69L70 116H69ZM81 114H82V113H81ZM106 114H105V115H106ZM54 115H56V113H55ZM15 116H17V117H15ZM18 116H19V117H18ZM22 116H24V115L22 114ZM74 116H75L76 118H77V116H78V117L80 118L79 121H83V122L86 123V125H87V124L89 125V126L87 125V126H88V127H87L86 125H84V124L81 123V125H84V126L86 127V128H85V127H84V128L86 129L87 132L79 133L80 135H78V134H76V132H74L73 128H74V127L76 128V125H77V128H78V126H79L77 123H75V124H74V123H73V124L71 123V121H72L73 119L76 120L75 118H73ZM84 116H85V118H86L87 120L84 118ZM88 116H90V118H89ZM110 116H112V113H111V115H109V117H110ZM2 117H0V119H2ZM12 117H14V118H12ZM20 117H21V118H20ZM58 117H59V116H58ZM58 117H57V118H58ZM68 117H70L71 119L68 118ZM82 117L84 118V120L81 119ZM4 118H3V119H4ZM19 118H20V119H19ZM22 118L25 119V120L23 121V123H24V122H28V123H29V122H33V123H32V124L29 123L30 126H29L28 124H26V125L23 124V125L21 126V124H22L21 121L23 120ZM31 118H32V119H31ZM91 118H92V119H91ZM33 119H34V120H33ZM54 119H55V118H54ZM63 119H64V121H65L66 124L64 123ZM108 119H109V118H108ZM4 120H5V119H4ZM4 120H3V121H4ZM12 120H11V121H12ZM20 120H21V121H20ZM42 120H43V121H42ZM66 120H67V121H66ZM70 120H71V121H70ZM74 120H73V122H74ZM106 120H107V119H106ZM109 120H110V119H109ZM57 121H60L59 118L57 119ZM88 121H90V122H88ZM102 121H103V120H102ZM107 121H108V120H107ZM47 122H48V121H47ZM68 122H69V123H68ZM76 122H77V121H76ZM109 122H110V121H109ZM19 123H20V124H19ZM48 123H49V122H48ZM60 123H59V124H60ZM70 123H71V124H70ZM106 123H107V122H106ZM0 124H3V123H0ZM14 124L16 125V127H18V126H21V127L16 128ZM37 124H36V125H37ZM64 124H65V125H64ZM69 124H70V125H69ZM79 124H80V123H79ZM111 124H112V123H111ZM24 125H25V127H26V126H29V129H26V131H25V130L23 131V129H24L23 126H24ZM72 125H73L74 127H73ZM81 125H80V126H81ZM39 126H41V125H39ZM58 126H59V125H58ZM59 127H61V126H59ZM62 127H61V128H62ZM89 127H90V128H89ZM69 128H70V129L72 128V129H71V132H70V129H69ZM77 128H76V129H77ZM17 129H18V131H19L18 133H16L17 131L15 132V130H17ZM68 129H69V130H68ZM85 129H84L83 131H85ZM89 129L92 130V131L90 132ZM96 129H97V128H96ZM5 130H6V131H5ZM27 130H28V131H27ZM29 130H31L32 133H30ZM47 130H48V129H47ZM67 130H68V131H67ZM76 131H77V130H76ZM27 132H28V134H27ZM45 132H46V131H45ZM56 132H57V134H58L59 132H60V134H62L61 131L58 132V130H57ZM56 132H55V134H56ZM25 133H26L27 135H25ZM71 133H72V134H71ZM97 133H98V132H97ZM4 134H5V133H4ZM15 134H17V135H15ZM29 134L32 135V136L34 137L33 142H31V140H29V139H32V136H30ZM45 134H47V132H46ZM73 134H74V135H73ZM88 134H89V135H88ZM90 134H91V135H90ZM94 134H95V135H94ZM0 135H1V134H0ZM7 135H9V134H7ZM18 135H19V136H18ZM68 135H69V137H68ZM75 135H77V136L75 137ZM92 135H93V136H92ZM25 136H28V137H30V138L28 139V138L26 137V140L28 139V140L26 141V140H25ZM38 136H39L40 138H39ZM48 136H49V135H48ZM78 136H79V137H78ZM80 136H81V137H80ZM88 136H89V137H88ZM36 137H37L38 140H37V142H34V141H36V140H35ZM90 137H91V138L94 137V138L91 139ZM95 137H96V138H95ZM1 138H0V140H1ZM44 138H46V136H44ZM69 138H70V139H69ZM74 138H75L76 140H75ZM13 139H14V140H13ZM71 139H72V140H71ZM11 140H12V141H11ZM58 140H60V141H58ZM68 140H69V142H68ZM74 140H75V141H74ZM81 140H82V139H81ZM81 140H79L80 143L83 141V140H82V141H81ZM91 140H92V141H91ZM1 141H2V140H1ZM16 141H17V143H16ZM29 141L31 142V143H30V146H34V147L36 146V147H37V149H38L37 152H38V154H40L39 157H41L40 159H38V155L36 154V153H37V152H36V153H34V154H35L34 157L36 156L37 159H36V157H35L36 160H34V157L32 156V155H33V154H32V151H34V150H33V147L28 146L29 144L26 145ZM64 141H65V142L67 141V143H65ZM89 141H88V142H89ZM2 142H3V141H2ZM9 142H10V143H9ZM70 142H71L72 144H70ZM73 142L75 143L74 145H77V146H74V145H73ZM83 142H84V141H83ZM5 143H6V142H5ZM32 143H33V144H32ZM36 143H39V144L34 145V144H36ZM47 143H49V144H47ZM63 143H64V144H63ZM41 144H42V145H41ZM45 144H46V145H45ZM65 144H66V145H65ZM67 144H68V147H67ZM0 145H1V144H0ZM40 145H41V146H40ZM44 145H45L46 147H47V145H48V148H45ZM150 145H151V144H149L148 146L151 147V148H149V147L147 146V148H148V149H147L148 152H149V151H150V152H151V151L153 152V150H156V149H154V147H155L154 145H153V146H150ZM5 146H6V145H5ZM27 146H28V147H27ZM42 146H44V148H43ZM71 146H72V147H71ZM73 146H74V147H73ZM1 147H3V146H1ZM21 147H22V148H21ZM24 147H25V148H24ZM29 147H30L31 150L29 149ZM36 147H35V148H36ZM40 147H41V149H39ZM51 147H52V148H51ZM53 147H54V148H53ZM69 147H71V148H69ZM75 147H76L77 149H76ZM20 148H21V149H20ZM24 149H25V151H24ZM42 149L44 150V152H43ZM56 149H55V150H56ZM62 149H60V150L62 151ZM4 150H5L6 152H5ZM19 150H20L21 154L17 152V151H19ZM26 150H27V153H26ZM29 150H30V151H29ZM48 150H49V149H48ZM53 150H49V151H53ZM58 150H59V149H58ZM15 151H16V153H15ZM23 151H24V153H23ZM39 151H40L41 153H40ZM12 152L15 153V154H13ZM30 152H31V153H30ZM42 152H43L44 154H43ZM78 152H79V151H78ZM80 152H82V151H80ZM4 153H5V154H4ZM10 153H11V154H10ZM22 153H23V154H22ZM46 153H47V156H46ZM55 153H56V155H55ZM67 153H68V154H67ZM16 154H18V155H16ZM25 154H27V157H28V158L25 156L26 158L24 157V159H22V160L27 161V159H28L27 162H28L29 164L26 162V164H28V165H26L25 162H23L22 160L19 161L21 158H23L22 155L24 156ZM28 154H29V155H28ZM31 154H32V155H31ZM65 154L67 155L66 157H65ZM85 154H86V153H85ZM89 154H90V153H89ZM89 154H86V155L89 156ZM236 154H237V157H238V152H237ZM4 155H5V156H4ZM9 155H10V156H9ZM15 155H16V157L18 156V159H19V160H18L17 158H15V157H13L14 159L11 158L12 156H15ZM41 155H42V156H41ZM44 155H45V156H44ZM8 156H9V157H8ZM31 156H32V157H31ZM19 157H20V158H19ZM29 157H30V159H29ZM43 157H45V158H44V159H45L44 161L42 160ZM68 157H69V159H67ZM85 157L88 158L87 156H85ZM6 158H7V159L9 158L10 160L8 159L9 161H7ZM32 158H33V160H32ZM46 158H50L49 161H51V160L53 159L54 161L52 160L51 162H52L53 164H54V162H57V163H56L57 165H55V164L53 165V164H52L51 162H49L48 159H46ZM62 158H66V159H65V160L63 159V160H62ZM238 158H241V159H242V155H239ZM11 159H12V160H11ZM94 159H95V157H94ZM13 160H14V161H13ZM16 160H18V161H16ZM31 160H32V161H31ZM57 160H61V161L58 162ZM67 160H69V161H68V162H64V161H67ZM70 160H71V163H70ZM86 160H87V159H86ZM138 160H139V157H138ZM145 160H146V159H145ZM2 161L4 162L5 165H3ZM6 161H7V162H6ZM10 161H11V163H12V165H13L12 167H13V168H14V166L16 167V168H14V169L12 170V167L10 166V167H11L10 170L12 171L11 173H10V171H9V167H8V165L11 164V163H9ZM15 161H16V162H15ZM35 161H36L37 163H34V165H33L31 162H35ZM39 161H40V162L43 161V162H42L43 165H44L45 162H46V164H49V163H50V164H52V166H54V167H56V166H57L58 168L60 167V170L56 167L55 169L53 168V170H52L51 172H49V171L52 169V166H51V165H48V166H51V167H48V166H46V164L44 165L45 167H44L43 165L40 166L39 163H38ZM14 162H15L16 165L14 164ZM22 162L24 163L23 165H22ZM47 162H48V163H47ZM61 162H62V163H61ZM63 162H64V163H63ZM72 162H75V163H72ZM76 162H78V163L80 162V163L77 164ZM82 162H83L84 165L82 164ZM138 162H139V161H138ZM6 163H9V164L7 165ZM17 163H18V164L21 163V165H18ZM42 163H40V164H42ZM58 163H60V165H59ZM65 163H66V164H65ZM136 163H137V162H136ZM37 164H38V166L41 167L42 169H41V168H40V169L38 168V169H37L38 172L35 170V171H36L35 174H32V175L29 174L30 171H31V173H34V170H33V169H36V168H37V167H36ZM67 164H68V165H67ZM69 164H71V165H69ZM81 164H82V165H81ZM241 164H242V163H241ZM24 165H25V166H24ZM31 165H33V166H31ZM65 165H67V166H65ZM76 165H77V166H81V167H79V168H82V166H83V167L85 168V170H84L83 172H80V170H82V169H84V168L78 170L79 168L76 167V169H75L74 167H75ZM95 165H96V166H95ZM17 166H18V168H17ZM21 166H22V167H21ZM26 166H28V168H26ZM61 166H63V168H65V169H67V168L69 167V169H68V170H64ZM73 166H74V167H73ZM3 167H4V170L2 169ZM23 167H24V168H23ZM30 167H32V169H31ZM34 167H35V168H34ZM43 167H44V168L47 167L46 170H45ZM5 168H6V170L8 169L7 171H8L9 174H7V172L5 171ZM19 168H20V172H22L21 174H20V172H19ZM21 168H22L23 171H24L25 168H26L27 171H26V170H25V171H26L28 174H27V173H24L25 171L23 172V171L21 170ZM48 168H49V169H48ZM77 168H78V169H77ZM16 169L18 170L19 173L17 172ZM57 169H58L59 171H58ZM32 170H33V171H32ZM43 170H44V171H43ZM47 170H48V171H47ZM54 170H55V171H54ZM63 170H64V172H63ZM108 170H109V171H108ZM14 171H15V172H14ZM28 171H29V172H28ZM41 171H43V172H41ZM45 171H46V172H45ZM57 171H58V172H57ZM60 171H62V174H63V175L61 174ZM66 171L69 172V173L67 174ZM73 171H74L75 174L72 173L71 176H70V173L73 172ZM48 172H49V173H48ZM53 172H56V173H53ZM59 172H60V173H59ZM15 173H18V174H15ZM36 173H37V174H36ZM40 173H41V177L39 176V177H40V179H39V177H37V176L40 175ZM45 173H46V174H45ZM50 173L53 174V175H51ZM65 173H66V175H65ZM6 174H7V175H6ZM24 174H25V175H24ZM26 174L29 176L28 178L26 177V176H27ZM59 174H60V176H59ZM86 174H87V173H86ZM86 174H84V176H87V175H88V174H87V175H86ZM92 174H93V173H92ZM94 174H95V172H94ZM94 174H93V175H94ZM15 175H16V177H15ZM45 175H47V176H45ZM61 175H62V177H61ZM68 175H69V176H68ZM72 175H75V176H72ZM82 175H81V176H82ZM93 175H88V176H87L88 179H89L90 181H92V182H93V180H92L91 177H92ZM6 176H7V177H6ZM49 176L51 177V179H52L53 182L50 181L51 179L48 178ZM52 176H53V177H52ZM54 176H56V177L54 178ZM58 176H59V177H58ZM66 176H67V177H66ZM111 176H112V175H111ZM12 177H13V178H12ZM33 177L38 178L39 181H38V179H37V182H36L35 179H33ZM46 177L49 179L50 182L48 181V179H47ZM57 177H58L60 180H62V178L64 179V177H65V179L67 178V179H66L67 181H66L65 179L62 180V183H61L62 186H61L60 188H59L58 186H60L61 184H60V183L57 184V182H60V181H58L59 179H58ZM71 177H72V178H71ZM73 177L75 178L74 180H73ZM94 177H96V176H93V178H94ZM101 177H102V176H101ZM26 178H27V180H26ZM45 178H46V179H45ZM53 178H54L55 180H54ZM69 178H70V179H69ZM78 178H79V177H78ZM1 179H2V178H1ZM30 179H32L33 181H30ZM41 179H43V182H45V183L47 182V185L45 184V185H46L45 188H44V185H42L43 182H41V181H42ZM56 179H57V181H56ZM71 179H72V180H71ZM103 179H102V180H103ZM6 180H7L8 182H10V183L8 184V182H7ZM28 180H29V183H27L26 185H28V186H26L25 183H26ZM68 180H69V182L71 181V184H69ZM94 180H95V179H94ZM112 180H113V178H112ZM112 180H111V179L108 180L107 183H104V182H103V181H105V180L101 181V182L103 183V185H102V183H101V186H102V187L99 186V187L101 188V189H100L101 192H104V191H106V190L109 191L108 188L111 187V185L114 184V183H113L114 181H112ZM34 181H35V182H34ZM63 181H65V182H63ZM110 181H111V183H110ZM11 182H12V185H11ZM31 182H34V184H35V183L38 184V182H40V183H39L38 185L35 184V187H33L34 184L31 183ZM55 182H56V183H55ZM66 182H68V183L66 184ZM72 182H75V183H77L78 185H77V186H76V185H73ZM98 182H99V181H98ZM98 182H97V183H98ZM30 183L33 185V186H31V188L33 187V188H32L33 190H32L31 188H29V187H30ZM48 183H49V184H48ZM64 183H65V185H64ZM75 183H74V184H75ZM108 183H109V184H108ZM112 183H113V184H112ZM13 184H14V186L16 187L15 189L13 188V187H14ZM52 184H54V185L49 187V185H52ZM99 184H100V183H99ZM107 184H108V185H107ZM110 184H111V185H110ZM7 185H8V186H7ZM40 185H41V188H42V189L44 188V189H43L44 192L42 191V193H44V196H43L41 193H38V192H41V191H38L39 188H37V190H36V187H38V186H40ZM63 185H64V186H63ZM66 185H67V186L69 185L68 187H71V188H70V189L67 188ZM70 185H71V186H70ZM86 185H87V184H86ZM104 185H107V186H105V187H107V189L104 188ZM5 186H6V187H5ZM42 186H43V187H42ZM56 186L59 188V190H58V188H57ZM72 186H73V187L76 186V188L74 187V189H73ZM79 186H80V187H79ZM108 186H109V187H108ZM46 187H47V188H46ZM64 187H65V188H64ZM4 188H5V189H4ZM17 188H18V189H17ZM34 188H35V190H34ZM48 188H49V189H48ZM51 188H53V189L51 190ZM61 188H63V189H61ZM66 188H67V189H66ZM102 188H104V189H102ZM68 189H69V190H68ZM72 189H73V190H72ZM75 189L77 190L76 192H78V193H79V191H82L81 193L84 192L81 196H80V195L76 196L78 199L74 197L75 195L73 196V194L76 193V192H75ZM14 190H16V192H18V191H19V192H18L17 194H15V193H13ZM49 190L52 192L51 194H50V193H47V191L50 192ZM54 190H55V191H54ZM57 190H58V194H59V195L56 194V193H57ZM61 190H62V193H61ZM71 190H72V193H73L72 195L69 194ZM88 190H89V192H88ZM5 191H6V190H5ZM63 191H64V193H63ZM66 191H67V193H68V191H69V193H68L69 196H68V197H71V198L74 197L75 199L73 198L74 200H72V199L70 198V199H71V200H70V199L67 198V197H66L67 199L63 198V197H62L63 194H64V197L67 195ZM96 191H97V189H96ZM1 192H2V191H0V194H3V192H2V193H1ZM53 192H54L55 194H54ZM74 192H75V193H74ZM86 192H88V193H86ZM109 192H110V191H109ZM46 193H47V194H46ZM65 193H66V194H65ZM78 193H76V195H77ZM81 193H79V194H81ZM92 193H93V192H92ZM106 193H108V192H106ZM48 194H50V198H49V195H48ZM52 194H53V195H52ZM60 194H61V195H60ZM85 194H84V195H85ZM119 194H120V193H119ZM14 195H15V196H14ZM19 195H20V198H19ZM54 195H55V197H56V196H57V197L60 196L59 198H61V199L64 200V201H66V200L69 199L70 203H69V201H68L69 204L67 203V201H66L67 204H66V203H63V204L65 205V208H63L64 205L62 204L61 199H59V198H57V197H56V198H55V197H52V196H54ZM70 195H71V196H70ZM39 196H41V198H40ZM42 196H43V197H42ZM92 196H94V195L92 194ZM11 197H12V198H11ZM16 197H18V198H17V200L15 201ZM46 197H47V198H46ZM89 197H91V196H88L87 198L89 199ZM121 197H122V196H121ZM121 197H119V198H121ZM48 198H49V199H48ZM53 198L56 199V200H54ZM85 198H86V197H85ZM25 199H26V200H25ZM51 199H52V200H51ZM57 199L60 201L61 205H63V206H61V205L58 203V200H57ZM93 199H94V198H93ZM41 200L43 201V203H44L45 205H47V206H44V208H42L43 206H42L41 203H40ZM78 200H79V201H78ZM18 201H19V203H18ZM74 201H78L79 204L77 203L78 205L76 206V203H74ZM87 201H88V200H87ZM89 201L91 202L90 199H89ZM108 201H109V200H108ZM111 201H113V200H111ZM111 201L109 202L110 204H111ZM16 202H17V203H16ZM83 202H84V201L82 200V203H83ZM22 203H24L25 206H28V204H30V203H31V204L29 205L30 207L28 206V207H26V208L23 209L24 206H23ZM53 203H55V204H53ZM73 203H74V204H73ZM117 203H118V204H117V207H118L120 201H117ZM12 204H13V205H12ZM15 204H16V205H15ZM32 204H33V205H36V206L34 207ZM57 204H58V205H57ZM71 204H72V205H71ZM90 204H91V203H90ZM90 204H89V205H90ZM112 204H113V203H112ZM59 205H60V206H59ZM69 205H71V206H69ZM85 205H86V204H85ZM89 205H87V206L90 208ZM91 205H94V206H95V204H91ZM5 206H6V205H5ZM18 206L21 208L22 211L20 210V208H19ZM32 206H33V207H32ZM48 206H49V207H48ZM52 206H53V207H52ZM66 206H67V207H66ZM72 206H73V207H72ZM112 206H113V205H112ZM95 207H96V206H95ZM99 207H100V206H99ZM120 207H121V204H120ZM120 207H118V208H120ZM52 208H53V209L56 208V210H55L56 212H55ZM62 208H63V209H62ZM91 208H92V207H91ZM91 208H90V210H91ZM112 208H113V207H112ZM118 208H117V209H118ZM0 209H1V208H0ZM13 209H14V213H13ZM17 209H19L20 212H18L19 210L16 211ZM35 209H38V210H35ZM39 209H40V210H39ZM47 209H48V210H47ZM60 209H59V210H60ZM81 209H82V208H81ZM49 210H51V211L53 210L54 213L52 214ZM74 210H75V209H74ZM79 210H80V209H79ZM79 210H78V211H79ZM90 210H89V211H90ZM111 210L113 211V209H111ZM9 211H10V212H9ZM11 211H12V212H11ZM36 211H37V212H36ZM53 211H52V212H53ZM112 211H111V212H112ZM0 212H1V211H0ZM2 212H1V213H2ZM16 212H17V214H16ZM24 212H25V211H24ZM24 212H23V213H24ZM39 212L42 213V215H40ZM47 212H48L49 214H47ZM111 212H110V214L106 213V214L108 215V217L106 216V214H105V217H104L103 215H101V216H103L104 220H101L102 218H100V222L102 221L101 223H104V222L106 221V219H107V221H108V220L111 218V220H109V221H112V223L114 224V223L116 222V219H115V220H114V218L112 219V217H114V214H113V216H112ZM23 213L21 214L20 219H22V217H24V214H23ZM36 213H37V214H36ZM69 213H70V212H68V214H69ZM94 213H95V211H94ZM112 213H113V212H112ZM66 214H67V213H66ZM70 214H72V213H70ZM120 214L122 215V212H121ZM22 215H23V216H22ZM26 215H27V214H26V212H25V216H26ZM35 215H36V216H35ZM4 216H3V219H2V216H1V218H0V222H1V221L3 222V220H4ZM12 216H13V215H12ZM28 216H29V215H28ZM28 216H26V217H28ZM67 216H68V215H67ZM69 216H70V215H69ZM91 216L93 217V215H91ZM94 216H95V215H94ZM96 216H98V214H97ZM15 217H16V216H15ZM26 217H24L22 221H24L25 219H27ZM41 217H42L43 219H41ZM46 218H47V220H46ZM48 218H49V219H48ZM97 218H98V221H99V217H97ZM105 218H106V219H105ZM108 218H109V219H108ZM13 219H14V218H13ZM17 219L15 218L14 220H17ZM91 219H92V218H91ZM95 219H96V218H95ZM41 220H43V221H41ZM45 220H46V221H45ZM48 220H49V221H48ZM58 220H59V219H58ZM93 220H94V218H93ZM11 221H12L14 224H11V225H10L9 223H7V224H9L11 227H12V225H13L12 228H13V230H14L13 232H15V234H14L13 232H12V233L14 234V236H16L17 239L19 238L20 241L23 240V239H21V237H25V235H23V234H26V233H24V228H26V227H24V228H20V227L22 226L21 224H23V222H22L21 224H18V223H20L21 221H20V222L17 221V223H16V221H13V220H11ZM11 221H10V222H11ZM40 221L43 222V223L41 224ZM44 221H45V222H44ZM47 221H48V222H47ZM56 221H57V220H56ZM91 221H92V220H91ZM91 221H90V222H91ZM94 221H95V220H94ZM96 221H97V220H96ZM98 221H97V226H98ZM103 221H104V222H103ZM107 221H106V222H107ZM109 221H108L107 223H105L106 227L109 226V225L112 226V224L109 223ZM5 222H6V221H5ZM49 222H50V224H49ZM46 223H48V224H46ZM54 223H55V222H54ZM54 223H53V224H54ZM86 223H87V222H86ZM101 223H100V224H101ZM17 224H18V225H17ZM45 224H46V225H45ZM93 224H94V222H93ZM117 224H118V223H117ZM0 225H1V224H0ZM5 225H6V224H5ZM9 225H6V226H7L8 228H10ZM95 225H96V222H95ZM114 225H115V224H114ZM3 226H4V225H3ZM3 226L1 225L0 227H2V229H3ZM6 226H5V228H7ZM39 226H40V227H39ZM41 226H42V227H41ZM44 226H45V227H44ZM117 226H118V225H117ZM34 227H35V225H34ZM46 227H47V228H46ZM50 227H51V226H50ZM53 227H54V226L52 225V228H53ZM94 227H96V226H94ZM109 227H110V226H109ZM8 228H7V229H8ZM45 228H46V229H45ZM107 228H108V227H107ZM107 228H106V229H107ZM120 228H121V227H120ZM2 229H1V231H2ZM43 229H45V230L42 231ZM50 229H51V228H50ZM50 229H49V230H50ZM53 229H54V228H53ZM121 229H122V228H121ZM10 230H11V229H10ZM26 231H27V230H26ZM35 232H36V233H35ZM49 232H52V230L49 231ZM53 232H54V231H53ZM118 233H119V232H117V230H116V235H117ZM16 234L19 235V237H17ZM27 235H28V234H27ZM107 235H109V234H107ZM80 236H81V234H80ZM112 236H113V235H112ZM114 236H115V234H114ZM26 237H28V236H26ZM26 237L24 238V240H25V239H28V238H26ZM34 237H35V238H34ZM44 237H46V240H47V237H48V236L44 235ZM82 238H83V237H82ZM41 239H42V238H41ZM41 239H40V240H41ZM49 239L52 240L51 237L48 238V240H49ZM86 239H87V238H86ZM115 239H116V238H112V241H114ZM24 240L22 241V243L26 241V240H25V241H24ZM48 240H47V241H48ZM83 240H84V239H83ZM13 241H14V240H13ZM28 241H29V240H28ZM47 241H46V242H47ZM86 241H87V240H86ZM86 241H85V242H86ZM43 242H44V239L42 240V243H43ZM11 243H13V242H11ZM11 243H10V245H13V244H11ZM25 243H26V242H25ZM97 243H99L98 239H96V244H97ZM8 244H9V243H8ZM20 244H21V243H20ZM21 245H23V244H21ZM55 245H56V244H55ZM55 245H54V246H55ZM14 247H15V246H14ZM39 247H42V245H40ZM43 247H44V246H43ZM47 247H49V246H47ZM15 248L18 249L17 245H16ZM20 248H21V247H20ZM37 248H38V247H37ZM49 248H50V247H49ZM49 248H47V249H49ZM55 248H56V247H55ZM97 248H99V246H98ZM1 249H2V248H1ZM13 249H14V248H13ZM34 249H35V248H34ZM34 249H32V251H33ZM42 249H43V248H42ZM42 249H40V250L43 252V254L45 253L44 256L46 257V256H47V255H46L47 253L44 252V250H42ZM51 249H52V251H54V250H53L54 248L51 247ZM56 250H58V249L56 248ZM79 250H80V249H77V251H79ZM11 251H13V252H14V251H18V252H20V249H18V250H16V249H15V250H9V251H7V253H12V254H13V252H11ZM28 251H29V250H28ZM32 251L30 250V252H27L26 254L31 253V255H34V254H35V251H37V250L35 249L34 252H32ZM41 251L36 252V255H37L39 252L42 253ZM60 251H61V250H60ZM2 252H3V250H2ZM2 252H1V255L3 254ZM24 252H26L25 249H24ZM47 252H48V251H47ZM50 252H51V250H50ZM58 252H59V251H58ZM5 253H6V252L4 251V256H5V258H6V256L8 257V255H5ZM40 253H39V254H40ZM51 253H52V252H51ZM51 253H50V254H51ZM43 254H42V255H43ZM53 254H54V253H53ZM53 254H52V255H53ZM79 254H80V253H79ZM1 255H0V257H2V259H0V260L3 261V256H1ZM15 255H16V254H15ZM59 255H60V254H59ZM65 255H66V253H65ZM21 256H22V255H21ZM21 256H20V257H21ZM50 256H51V255H50ZM56 256H57V255H56ZM63 256H64V255H63ZM14 257H15V256H14ZM45 257H44V259H45ZM53 257H54V256H53ZM60 257H62V256H60ZM74 257H75V256H74ZM12 258H13V255L10 257V260H11ZM112 258H113L112 256H109V261H112ZM6 259H7V258H6ZM6 259H4V260H6ZM32 259H33V257L31 256V259H29V258L26 259V260H25L26 263H25V262H24V263H25V264H31V263H32V264H35V263H37V262L34 261V259H33V260H32ZM10 260H9V261H10ZM38 260H39V259H38ZM2 261H1V262H2ZM17 261H18V260H17ZM19 261H20V260H19ZM36 261H37V260H36ZM40 261H41V259H40ZM3 262H4V261H3ZM5 262H6V261H5ZM10 262H13V259H12V261H10ZM10 262H9V263H10ZM34 262H35V263H34ZM38 262H39V261H38ZM6 263H8V262H6ZM13 263H14V262H13ZM16 263H17V262H15L14 264H16ZM20 263L22 264V261H21ZM20 263H19V264H20ZM1 264H2V263H1ZM97 264H100V262H98Z\"/></svg>","mask_w":264,"mask_h":264}]
</instances>
